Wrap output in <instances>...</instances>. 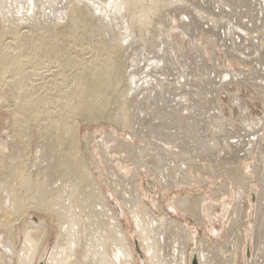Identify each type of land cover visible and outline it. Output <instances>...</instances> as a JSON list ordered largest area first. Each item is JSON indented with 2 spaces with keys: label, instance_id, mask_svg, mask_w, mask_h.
<instances>
[{
  "label": "rangeland",
  "instance_id": "obj_1",
  "mask_svg": "<svg viewBox=\"0 0 264 264\" xmlns=\"http://www.w3.org/2000/svg\"><path fill=\"white\" fill-rule=\"evenodd\" d=\"M3 1L0 0V3H1L0 4V12H2V14L0 13V16L2 17V15H3V17H2L3 19L0 17V55H1L0 56V143H1L0 145H2L4 147H1L0 146V159H1V156L3 158V159L0 160V171H1L0 172V178H2L0 181L5 183V182H7V181L10 180L9 178H11L12 183H11V181H10V183L12 184V186L14 185V187L16 188L17 185H15L16 182H14V180L16 179L17 174H19V173H17V172H19L17 170L20 168V170L21 169L23 170L22 171L23 174H25L26 176L28 175L27 177L24 175L25 178H26L27 187L26 188L23 187L24 189H23V194H22V189L18 185L17 187H19V188H16L15 189L17 196L20 195L19 197H21V195H22L24 197H28L29 196V193H32L33 194L34 191L38 188V186L35 185L36 182H39V180H41L43 178H45V179L47 178L48 179L46 181L47 183H44V187H43L46 190H48L47 192H50V191L53 192L54 191V187H55L56 190H58L57 189V185L59 184L58 185V188H59V186L61 188H59L58 191H56V190L55 191L56 192H59V191H62L63 190L62 192L66 193V190L69 187L68 186V184L70 183L69 181H70L71 178H74V177H72V175L73 176L75 175V174H72L71 175L69 173L70 171L74 170V168H76L75 167V162L72 161V159L73 160H76L78 158L81 164H82V162L83 163L86 162L84 164V167L85 168L83 167V164L81 165L85 169L84 170L82 168L81 171H79V172H81L80 173L81 176H84V173L86 174V172H88L91 169L90 170V173H93V176L96 177V178H98L99 183L101 185H103V189H104V191H105V193H106L109 201L113 205L114 211L119 216V219H120L122 225L124 226V228L127 230L128 235H129V240L131 241L132 245L135 246V247L133 246V251H134V256L136 258V264H148V262L146 261V258H145L143 249L140 246V241L138 239L137 233L134 230L133 222L131 220V217L129 216L130 214L129 215L126 214V212L124 211V209H123V207H122V205L120 203L119 198L117 197V195H115L113 193V190H111L112 189V187H111L112 186L111 185L112 179L111 178H113L114 179L113 181H115V180H117L116 179V176L118 177V175H119V178L120 179L118 178V180H121L122 182L127 181V183H128L129 178L126 179V177H130V179H131L132 173L134 171V173L135 174L137 173V174L135 175L133 173V176L134 177L132 176V181L130 180L132 183L130 182V185L133 188V190L135 188L136 189L135 191H137V193L140 194L141 200L148 206L147 208L150 209L149 210L150 211V214L153 215V216L155 214V216H156V214L159 213L158 208H157V204H160L161 207H162V210L164 212L166 211L167 215H170L173 218L179 220V223L181 224V228L186 229V231H187V229L189 230V238H188L187 243H186L187 259H188V252L190 250H192V251H194V253L196 255L198 264H200L199 259H198V255L196 254V252L198 251L197 248L199 247L198 240L201 241V238H202V242L204 241L203 243L205 245L204 247L207 248L209 244L211 245V247H210V245L208 247V249H209L208 250V254H209L208 257L211 256L209 259L212 260L213 262L216 259L215 262H214L215 264L217 262L219 264H222L221 261H224L223 259L226 258V256H228V254L232 250L231 249L232 247H233V249L235 247V249L233 251H234V254H235V261H236L237 264H253L254 260L252 259L253 258L252 255H254V252H255L254 251L255 247H253V246H255V238L258 237V239H259L262 236V235L261 236H257V234L254 231H255V213H256V206H257V202L256 201H257V195H258L257 193L260 190V184L258 183L259 182L258 176L260 175L259 178L262 177L261 174L264 171V166H262L263 165V161H264V147H262V145L264 146V142L263 141H260L261 140L260 139L259 140L260 141V144H259L260 146L258 145L259 141H257V143L255 144V146H254L255 148L253 149V151H254V154H253L254 159H253V158H250V157H252L250 154L249 155L248 154L245 155L246 152L244 153L243 152L244 150L242 148L236 147V146H238L239 143H236V144H235V142L231 143V140H232V137L233 138L236 137V134L237 133H238V135L240 134V135H244L245 136V134H243V133H247V132L250 133L251 131L253 132V130L255 131V129H258L256 131H259V132H261L262 130H264L263 129L264 128V125H263L264 124L263 123L264 121H261V120H264V116H263L264 115V88H263L264 87V80H261L260 79V78H264V67H263L264 65L262 63H260L259 61H256V60L254 61V60H251V59L247 58V60H250V62L249 61L246 62L245 61L246 58H243V60L241 59L242 57L240 58V54H243V55L244 54L251 55L252 52L254 51L255 47H259V43L261 41L260 38L264 37L263 35L261 36V34H263V33H262V29L260 28L262 26L264 27V23H263V21H261L262 15L261 14H258L257 15V19H256L257 20L256 21L257 27L256 26H252V25L251 26L253 28H251V26L249 27V28H251L250 34L254 33L255 28L257 29V33H256L257 36L255 35V39L253 38L254 36L251 37V38L254 39V41L251 38H249V40H248V38H245V36L247 37V35H244L241 32L239 34L242 37H238V38L236 37L237 39H235V41H233L234 42V44H233L234 48L233 49H238L239 48L238 50H235V51H239V52L236 53L235 51H233V54L234 55L232 54V51L230 49L231 48V45H232L230 43V41H231L230 38H229V41H228V38H226L225 36H223V35L222 36H218L217 31L211 30V28L208 25V23L206 24V22H204L203 19L196 20V18L193 15L191 16V14H189V13L187 14L188 17H187L186 14H185L186 16L184 15V17L187 18L186 19V18L182 17L183 16L182 13L177 12L178 13L177 14L175 10H172V8L170 10H172L173 12L171 11L170 14L169 13L167 14L166 13L167 11L166 12L164 11L165 13H163V14L166 17L163 14H160V16L158 14V15H156V16L153 17L154 20L152 19L150 21V24H149L150 26L149 27H146L145 30L142 31L143 34L141 36L145 35V36L142 37V41L140 40L141 42L140 41H137V43L136 42H133V44H131L133 46V48H131L132 46L130 44H128V45H130L128 47L127 43L125 42L126 43L125 45H127L125 47L129 50L128 51L125 48H121L122 50H120L116 46V43L117 42H114V44L112 42V44H113L112 46L113 47L112 46H108L107 43L103 44L107 39H110L111 37H115L122 30H117V28H115V31H111L112 33L114 32L113 34L111 32L109 33V30H111L110 27L107 26L108 29L105 27L108 24H106V25L104 24V26H102V23L103 22L106 23V21L101 22L102 21L101 18H97V17H94V16H90L91 15V14H89L90 12H88V11H87L88 13L86 12V9L87 8L84 9L85 6L81 9V13H83V14L80 13V17H78V19H80L79 21H76L75 20L77 18V16L74 17V15H73V17H74L73 19H72V16L68 17L69 19L71 18V20L68 21V18L65 17V16H62V15H61V17H63V18H60L59 17L60 18V20H59V18L57 17V15L58 16H60V15H59V12L55 9L56 6L55 7L53 6L54 9H52V8L48 7L46 5V3L40 4L42 6L44 5L43 7H44L45 10H43L42 9V6L39 5L41 8L39 6H37V8L35 9V10H37L38 13L37 12L34 13L32 11L34 14H31L30 13V15H26V17H25L24 11H26V10L24 9V7H23V9H21L22 7L20 8L19 5H18L17 6L18 9H17L14 6V1L13 2H11V0H3ZM39 1L43 2L42 0H39ZM64 1L66 2L67 0H64ZM160 1L162 2L164 0H160ZM165 1H167V0H165ZM189 1L192 2V3H194V4H197L195 2V0H189ZM208 1H207L208 3H204V5L207 4L206 6H208L210 9H213V10L215 9L216 12L217 11L219 12V10H220V11H224L225 13L229 14V12L231 11L230 9L228 11L227 10L228 7L225 6V5H224L225 7L222 8V6H223L222 3L219 6L218 5H215L217 3L216 2L217 0H215V4H213L214 3V0H208ZM256 1L257 0H253L254 3H256ZM65 2L64 3H60V4L62 6H64V7L66 5V7H65L66 10H67V6L68 5L70 6L71 4H73L70 7L68 6L69 8H71L72 6H75V5L76 6L78 5L80 7V5H81L80 2H78L80 4H77V1H74V0H70L69 2H66V4H65ZM10 3H13V5L10 4ZM9 4H10L11 7H15V9H12L9 6ZM2 5H3V7H1ZM6 5H7V7H6ZM59 5H57V6H59ZM211 5L214 6V7H212ZM217 6L219 8H217ZM4 7H6L7 11H6V9ZM38 7H39L40 10L38 9ZM46 7H48L47 8V11H46ZM75 8H78V7H75ZM224 8H225V10H223ZM16 9L17 10H21L20 13H19V11H15ZM57 9H60V8H57ZM1 10H3V11L5 10V11L3 12ZM11 10L15 11L16 13L13 12V11L11 12ZM41 10H42V12H41ZM68 10H67V12H68ZM234 11H235V8H234ZM22 12L24 14H23V16H20V15H22ZM28 12H30V11H28ZM39 12H40V14H39ZM50 12H52L53 15H55V16H53L52 13H50ZM56 12L58 13L57 15L55 14ZM85 12H86V14H85ZM10 13H12V14H10ZM13 13L18 14L17 17L15 15V18H14L13 17L14 16ZM4 14H5V16H4ZM27 14H29V13H27ZM50 14L53 17V19L50 16ZM179 14H181L180 17L177 16ZM235 14H237V13H235ZM40 15H42V16L44 15L43 17L41 16L42 19L40 18ZM167 15L169 17H167ZM31 16H34L33 18L36 17L35 18L36 20L32 18V20L30 21ZM161 16L165 20L163 22V24L160 22L161 19H158L159 17L161 18ZM6 17H9V19L8 18L6 19ZM10 17L12 19L14 18L13 20L11 19L13 22L10 20ZM24 17H25V19H24ZM47 17L48 18H51V19H48ZM91 17H92V21L90 20ZM181 17H182L183 20H181ZM192 17H193L194 20H192ZM16 18H17V20H16ZM163 18H162V20H163ZM244 19H245V22H246L247 17H244L243 20ZM84 20H85V22H84ZM88 20H90L92 23H90V21H88ZM99 20H101L100 21L101 24L99 22L97 23V21H99ZM243 20L241 21V23L244 22ZM166 21H167V23H166ZM188 21L189 22H192V23H190L191 24L190 27L189 26H186V25H188ZM86 22H88V23H86ZM193 22H194V25H193ZM258 22H259V24H258ZM16 23H18V24H16ZM181 23L184 24V25L181 26ZM199 23H200V25L203 24L202 25L203 27L205 25L206 26L203 28V27L199 26ZM110 24L111 23H109V25ZM151 24H152V26H151ZM248 24H252V23H248ZM92 25H94V26H92ZM247 25H246V27H247ZM193 26L194 27L196 26L197 28H199V31H200V28H201V31L200 32L197 31V34H195L196 33L195 32L196 30L194 31ZM207 26H208V28H207ZM94 27H96V28H94ZM99 27H100V29H99ZM186 27H187V29H188V27L190 29L193 28V32L190 29L187 30ZM12 28H13V30H12ZM88 28H90V30ZM111 28H112V26H111ZM150 28H151V30H150ZM155 28L158 29V30H156ZM184 28H185V30H184ZM205 28H207V30ZM56 29H57V32H56ZM101 29H102V31H101ZM106 29L108 30V32H107ZM147 29H149V30H147ZM209 30H211V31L209 32ZM99 31H100V33H99ZM204 31H206V32H204ZM246 31L249 32V30H246ZM255 32H256V30H255ZM115 33H118V34H115ZM209 33L210 34L213 33V36H211ZM258 33H260V34H258ZM114 34H115V36H114ZM147 34H148V37H147ZM205 34H207V36L210 35V38L207 37V36H205ZM252 35H254V34H252ZM153 36H156V38L153 37ZM204 36L207 39L209 38L210 40L211 39L212 40L211 41L209 39L207 40L206 38H204ZM222 37H224V38H222ZM243 38H244L245 41L243 40ZM256 38H257V40H256ZM96 40L98 41V43H97ZM147 40H148V42H147ZM150 40H151V42H150ZM225 40H227L228 42H226ZM110 41H111V39H110ZM247 41H249V42H247ZM10 42H11V44H10ZM250 42H252L253 44L252 43L250 44ZM263 42H264V40H263ZM143 43H145V45H143ZM243 43L245 45H243ZM229 44H230V46H229ZM98 45H99V47H98ZM134 45H136L137 47L134 46ZM168 46L170 48H168ZM242 46H244V47L241 48ZM246 47L248 49L245 50L244 48H246ZM116 48L119 49L120 51L119 50H116ZM137 48H139V49H137ZM124 49L128 52V54H127V52L124 51ZM164 49H165V53H162L164 51ZM215 49H216V51H215ZM247 50H248V53H247ZM121 51H122V53H121ZM168 51L170 53H167ZM99 52H101V53H99ZM118 52L120 53V57H119ZM154 52H155V54H154ZM123 53H125V54H123ZM150 53L152 55H149ZM235 53H236V55H235ZM122 54L125 55V56H123ZM157 54H159V55H157ZM173 54H175V55H173ZM101 55L102 56L104 55V57H102ZM155 55H157V56H155ZM149 56L150 57L152 56L151 58H154V56L155 57H158V58H161V57L163 58L164 57V59H166V57L167 58L170 57V59L172 58L173 62H175L176 67L177 68L179 67V70H178L179 72H177L176 69H175V71L173 69V70L170 71L172 73L169 74V70H170L169 67L166 68L167 70L164 69L163 71H161V72H165L166 73V74L163 73L164 76L161 74V72H158L159 70L153 71L152 73L154 75L158 72L156 76L158 77V75L159 76L161 75L160 78L162 79L161 82H160L161 88H160V85L157 84L155 86V89L153 90V93L149 97V99H151V100L153 99L152 101L154 102V104L149 99H148L149 101L147 103H146V101H144V99L141 100L142 93L135 92L134 96L131 93H129L130 95H132L130 98H128V99H131V101L130 100L129 101L126 100L124 102V104H123L122 110H117L119 112L121 111V116H122V113L126 114L128 117L131 115V117H133V121L136 122V123L133 124V126L135 128H139V125H140V128L139 129H141L142 131L141 130L140 131L138 130V132L136 131L137 132V134H136L135 132H133L132 130H130L128 127H121L118 124V122L117 123H114L115 121H117V120H114V118L116 117V119H118L117 113H119L115 109H118L116 107L119 106V103L118 102L120 101V98L122 99L121 95L119 94L120 91H123V90L125 91V88L127 89V86H128L127 83L129 82L127 79L130 76V73H128V72L130 71L131 74H132L133 71L134 72H136V70L138 71L139 68L141 67V65H144V63L146 62L147 57L149 58ZM143 57H146V58H143ZM2 58H3V60H2ZM144 59H145V61H143ZM178 60H179L180 63L178 62ZM139 61L142 62L143 64L141 63V65H140V62ZM5 62H6V64H5ZM104 62H106V63H104ZM115 62H117V63H115ZM234 62H236V63L234 64ZM255 62H257V63H255ZM116 64H117V66H116ZM183 64H184V66H183ZM191 64L193 65V67H192ZM134 65H135V67H134ZM137 65H138L139 68L136 67ZM202 65H204L206 68L204 66H203L204 69L201 68ZM241 65H242L243 69H242ZM131 67H133L135 70H133V68H131ZM182 68H184V70H181ZM109 69L110 70H113V69L116 70V72L118 74H115V76L119 75V77H115V79L114 78L112 79V81L114 83L117 82L118 79H119V83L120 84H119V87L118 88H116L115 86H113L114 83L112 81H111L112 83L111 82H107V80H109L108 79L109 78L108 77L109 76V72H108ZM246 69H248L247 72L249 70L250 71L247 73L245 71ZM228 70H229V72H232L234 74L233 75L234 76V81H233V79H231L227 83H224L225 85H222V87L221 86H219V88L215 87L216 86V81H214V80H218L216 78L221 74L220 71H222V73L223 72L225 73ZM243 70L245 71V73H244ZM188 71H190V72H188ZM192 71H195V74ZM173 72H174V74H173ZM186 72H188V75L190 76L189 80H186V78L188 79V77H189V76H186L187 75ZM234 72H236V73H234ZM217 73H218V76H217ZM138 74H140V72ZM172 74H173V76L175 78L172 76ZM142 75H144V73L141 72V75L140 76L142 77ZM99 76H101L100 79H102L103 76H104V84H101L99 82ZM241 76H242V79H241ZM177 77H179L180 80ZM235 77H236V79H235ZM245 77H247L248 79L245 78ZM176 78L178 80H176ZM244 78L247 79V80H245ZM116 79H117V81H116ZM190 79H191V81H190ZM201 79H203L205 81H203ZM206 79H207V81H206ZM239 79H241V80H239ZM200 80H201L202 83H200ZM126 81H128V82L126 83ZM192 81H194L195 83H193ZM189 82H192L194 87L191 86L192 83L190 84ZM234 82H236V83L234 84ZM161 83H163V84H161ZM90 85L93 86V87L96 86L97 89H99V91H102L104 93L102 95H99V96L95 97V99H94L95 105L97 104L98 101H100L102 99H104V104L108 101V105H106V104L104 105V104H99L98 103V105H96V107H94L95 109H97V110H94L96 112L93 111L94 113L92 112L91 115L89 114L90 113L89 112V107L90 106H95V105H94V103H91V99L92 98H90L88 96V94H91V92L95 93V91L90 87ZM110 85L112 86V88H111ZM124 85H126V86H124ZM185 85H189V87L188 86L186 87ZM202 85L206 89L205 88H202ZM121 86L124 89H122ZM195 86H197V87H195ZM254 86H255V88H254ZM174 87L177 88V89H173ZM192 87H193V89H192ZM113 88H114L115 91L113 90ZM159 88H160V90H159ZM183 88H185V89H183ZM190 88H191V90H190ZM171 89H172L173 92L170 91ZM194 89H195V91H197V94L198 95L195 94L196 93L195 91L193 92ZM86 90H88L89 92H87ZM158 90H159V92H158ZM117 91L119 93H117ZM169 92L170 93L172 92L171 93L172 95ZM186 92H188L189 94L186 93ZM190 92H192V93H190ZM260 92H263L262 93L263 96H260ZM177 93H179L178 94L179 96H180L181 93H183L181 95H184L186 93L187 96L188 95L191 96V99H193V100H191V102L189 100V102H190L188 104L189 106H185L184 105L183 107H181L178 104L180 106V108H179L178 105H174V102H171V100H173L176 97ZM208 93L210 94V96H209ZM232 93H234V94H232ZM214 94H216V95H214ZM116 95L119 98L116 97L117 99H116V102H115L114 96H116ZM140 95H141V97H140ZM167 96H169V97H167ZM179 96H177V97H179ZM193 96H195V98ZM224 97L227 100H225ZM238 97L240 99H237ZM112 98H114V99H112ZM134 99H135V101H134ZM166 99H169V100L167 101ZM138 100H139V103L140 102L142 103V101H143V104H141V105L144 106L143 109H141L142 112L143 113L145 112V114L147 113L146 115L148 117H151V115H152L151 120L152 119L153 120L151 122V125H149V127H146V125H145L147 122H143L145 120V117H147V116H145V114L141 113L140 108L138 109V106H141L138 103ZM112 101H113V103H112ZM207 101L208 102L209 101H212V102H210L211 106H210V104H208ZM167 102H170L171 104L170 103H167ZM177 102H178V99H177ZM144 103H146V105H144ZM162 103L165 104L164 106H166L164 108V112L162 111V108L164 107L162 105ZM191 103H192V106L194 105L193 107L191 106ZM196 103L198 105H196ZM117 104H118V106H117ZM205 104H206V106H205ZM217 104H219V105H217ZM157 105H158L159 108L155 107ZM160 105L162 106V108H161ZM207 105H209V106H207ZM215 105H217V106H215ZM133 106H134V108H133ZM172 106H173V109L171 110ZM174 106L177 108V110L179 109V111H176V110L174 111V109H176V108H174ZM198 106H200V107L202 106V107L200 108ZM204 106H205V108H204ZM146 107H148V108H146ZM154 107H155V109H153ZM184 107H186V108H184ZM197 107H198V109L200 108V110H197ZM209 107H210V110H212L211 112L209 110ZM166 108L168 110H165ZM202 108H204V109H202ZM217 109H219V110H217ZM148 110L149 111L153 110L152 112L154 114L152 112H151L152 114L150 112H147ZM132 111H135V112L138 111V112H136V113L134 112L132 114L131 113ZM161 111L165 115H167V116H165V115L162 116L163 113ZM204 111H206V112H204ZM103 112H104L105 115L103 114ZM139 112H140V114H139ZM159 112L161 114H159ZM174 112H177L176 113L177 114L176 115L177 118L175 117ZM168 113L169 114L171 113V114L169 115ZM178 113H180V114H178ZM192 113H195V114L192 115ZM99 114L100 115L102 114V116H100ZM114 114H116V115L113 118V115ZM197 114H198V116H197ZM103 115H104L105 118L103 117ZM134 115H136V116L134 117ZM157 115L160 116V120H159V117ZM179 115H181L182 117H180ZM222 115H224V116H222ZM121 116L119 118H121ZM202 116H205L206 119H207V121L204 119L205 117H202ZM208 116H211V118L210 117L208 118ZM257 116H259V117H257ZM106 117H108V118H106ZM157 117H158V119H157ZM171 117H175V119L173 118V120H172ZM189 117H191V118H189ZM194 118H195V120H194ZM219 118H221V120ZM168 119L169 120H172V121H169ZM180 119H181V121L179 122ZM185 119H188L189 120L188 122H191V124L193 123L192 124L193 126L190 125V123L188 124L187 122H185L184 121ZM198 119H200V120L197 122ZM166 120L168 121L167 123L171 122V123H169V124H171V127L168 126L169 127V128L167 127L168 129L165 128V126H167V123H165ZM224 120H226V122ZM160 121H163V124ZM176 121H178V122H176ZM140 122H141V124L143 123V126L145 125L144 126L145 128L143 126H141ZM153 122H155V123H153ZM157 122H158V124H157ZM252 122H253V125H252ZM261 122L263 124H261ZM152 123H153V126H152ZM181 123H182V125H185V123L187 125H185V127H184V126L181 125ZM194 123H197V124H194ZM230 123H232L233 125H231ZM136 124H137L138 127L135 126ZM199 124L200 125H203V126H200ZM249 124L251 125V128L252 129L250 128V125ZM257 125H258V128H256ZM172 126H173V128L176 127L175 128L176 129V132H175V129L172 128ZM187 126H189V128H187ZM199 126H200L201 129L199 128ZM259 126L260 127L261 126L263 127V128L261 127L262 130H259V128H260ZM152 127H154V128H152ZM143 128L145 129V132L147 131L149 134H147V132L146 133L143 132L144 131ZM160 128L161 129L164 128L166 130H164V129L160 130ZM184 128H187V129H184ZM197 128H199L200 130L197 129ZM148 129H151L152 134L158 132L157 134H159L158 135L159 138H158L157 135H155V136H154V134L152 135L150 133L151 131L148 130ZM172 129H173V131L170 133V130H172ZM178 129L179 130L182 129V130H180L181 132L183 130H185V131L187 130L186 133L187 132L188 133L186 134L185 131H183L184 133L181 134V132L179 133ZM105 130H108L111 133H108V131H105ZM196 131L198 133L200 132L199 135L201 134L202 136H199L198 137V133ZM229 131H231V132H229ZM139 132H140V134H139ZM201 132L204 133V134H202ZM225 132L226 133L228 132V133L225 134ZM107 133L108 134H112L113 136H110L109 138L105 139L106 138L105 136H107L105 134H107ZM168 133H169V137L171 139L167 136ZM176 133L177 134H181L182 140L185 138L183 140L184 142L182 140H180L181 139L180 135H179V137H176L175 136V135H177ZM194 133H196L197 136ZM218 133H220V136H219ZM229 133H230V135H229ZM232 133H234V134L236 133V134L234 135ZM144 134H146V135L144 136ZM173 134H175V135L172 136ZM183 134L185 136L187 135L188 138H187V136L185 137ZM63 135H64V139L63 138L62 139L65 141V143L62 144V142H61L62 139L59 138L60 140H58L57 138L60 137V136H63ZM69 135H72L73 136V139L71 141H69L70 140ZM133 135H135V136L133 137ZM190 135H192L193 137L190 136ZM228 135L231 136V137H228ZM49 136H51L53 138H56V139L53 140L54 141L53 142V147H52L53 148V151H54L53 153H56L55 151H57L56 149H58V147H59V149L62 147V148H64V151L62 150L63 151L62 154L59 153V152H57L56 155H54V154L47 155V153H44L43 152L44 154L42 153V155H41L39 153L40 152V149H42V151H44L43 150V144H44V142L46 144V141L48 140V137ZM140 136H141V138H140ZM218 136H219V138H218ZM221 136L223 138L224 137L225 138L228 137L227 138V141H226L225 138H224V140H222L223 138H221ZM174 137H175V139H173ZM196 137H197V139H196ZM86 138H89V139L86 140ZM177 138H179V139H177ZM122 139H123L124 142L121 141ZM146 139H152V140H146ZM195 139L198 140V141H196ZM158 140L160 142H162V143H160ZM167 140H170V143H172V142L174 143L175 142L174 144H176V145L170 144L169 141L167 142ZM200 140H201V142H199ZM206 140L208 141V143H207ZM5 141H6V143H3ZM58 141L60 142V144H59ZM86 141H88V142H86ZM110 141H113L112 142V145H109L110 144ZM125 141L130 142V143H127ZM153 141H155V142H153ZM164 141H166V142L163 143ZM181 141L183 143H185V144H183V143L181 144ZM194 141H196V142H194ZM216 141L219 142L218 145H217V142ZM223 141H225V142H223ZM114 142H116V143L117 142H120V143H117L116 144ZM139 142L141 144L142 143L143 144L141 145V144H139ZM187 142H189V143L191 142V144H189V143L187 144ZM202 142H204V143H202ZM212 142H213V145H212ZM13 143H14V145H12ZM57 143L59 144L58 146H57ZM150 143H154V144H156V143L158 144L159 143L158 145H160V146H158L157 144L156 145L158 146V148L159 147L160 148L159 149L158 148H155L156 146H154V144L151 145ZM192 143H194V145L196 144V146H194ZM226 143L227 144L229 143V145H231V147H228L229 145L226 146L227 145ZM85 144H86L87 149H89V151L86 149ZM115 144L117 146H115ZM118 144L121 145V146H119ZM128 144H130V147H128ZM137 144L139 146H137ZM166 144H168V145L166 146ZM186 144L188 145V147H187ZM36 145H38V146L36 147ZM55 145H56V148L54 147ZM132 145H135V146H132ZM181 145H182V147L183 146L184 147L186 146L185 148L183 147L185 150L182 147H180ZM191 145L194 146V148H196V150H194L193 147H192L193 150L191 148L189 149V146L191 147ZM215 145H216V147L218 146V150L216 149ZM39 146H41L42 148L39 147ZM123 146H125V148H123ZM140 146H142L143 148L146 147L145 150L147 149L146 150L147 152L144 150V153L150 154V152H151L152 154H150V156L149 155L147 156L146 154L143 153L144 154L143 155L141 152L138 151V150H140V151L143 150V148L140 147ZM176 146H178V147H176ZM224 146H226V147H224ZM239 146L242 147V143ZM18 147L20 148V150H19ZM102 147L104 148V150H103ZM118 147L121 148V149L118 150L119 149ZM132 147H134L135 149L132 148ZM136 147H137V149H136ZM171 147H172L173 150L171 149ZM179 147L182 148V151L179 149ZM219 147H222L223 149L222 148L220 149ZM65 148L68 150L67 151L68 154L66 156H68L69 158L68 157H64V155H65L64 152H66V149ZM138 148H140V149H138ZM162 148L166 152L163 151V150H161ZM203 148H205L206 151ZM228 148H229V150H228ZM230 148L231 149L233 148L234 151H232L233 149L230 150ZM258 148H259L258 152L261 155L257 152V149ZM188 149H189V152H188ZM215 149H216V152L214 151ZM236 149H238V150H236ZM1 150H2V153H1ZM5 150H6V152H5ZM101 150L103 151V153L101 152ZM117 150L119 152L120 151H123V154L121 153L120 157H119V152H117ZM124 150H125V152L128 151V153L127 152L124 153ZM36 151H37V153H36ZM132 151L135 152V153L133 154ZM156 151H157V153H156ZM168 151L173 154V155H171V158H170V155H167L166 156V154H165V153L171 154ZM193 151H196V152L198 151V152H197V154H194ZM230 151H232L231 154H230ZM236 151H240L241 154L244 153V156H246L244 158L242 157V160L240 159L239 162H237V163H236V161H237L236 160V157H240V153L238 152L236 154L235 153ZM34 152H35V154H34ZM88 152L90 154L93 153L97 157V160H98V165L97 166L96 165L94 166L92 159H90L91 156H90V154ZM137 152H139V155L141 154L140 155L141 157L137 155L138 154ZM202 152H204V154H202ZM212 152H215V154L212 153ZM18 153H22V155L20 154L21 155L20 156ZM27 153H29V154H27ZM38 153H39V157L38 158H35L34 156H37ZM129 153H130V155H129ZM181 153H183L184 155L181 154ZM206 153H208L209 155L211 153L210 156H212V158L208 154H206ZM216 153H218V155ZM174 154L175 155H178V156H175ZM193 154H194V156H193ZM262 154H263V157H261ZM80 155H81L82 158L77 157V156H80ZM122 155L125 156V157H127V158H124ZM145 155L147 157H145ZM159 155L162 156V157H159ZM163 155H164V157H163ZM180 155H182L183 158L185 157L184 158L185 161L182 160V156H180ZM203 155L204 156L205 155L206 156L208 155L209 158H208V156L207 157L205 156L206 157V159H205ZM60 156L61 157L63 156L62 157L63 158L62 161L60 159ZM105 156H106V158H105ZM155 156H158V157H155ZM165 156L168 157V158H170L171 160H169V159L166 160L165 159L166 158ZM200 156L201 157L203 156V159L204 160H202ZM217 156H219V157H217ZM138 157H140V159ZM150 157H152V158H150ZM180 157H181V159H180ZM187 157H188L191 165H190L188 159H186ZM213 157H214V159H213ZM6 158H7V160L5 161L4 159H6ZM20 158L22 160H20ZM156 158L157 159L158 158L159 159L161 158L160 160L159 159L158 160H159L160 163L161 162L163 163V161H164L163 164H166L165 163L166 161H171V162H167V164L168 165H171V166H174L175 173L178 171L179 167H180V169H179L180 171L184 170L183 172H179L178 171L177 173L179 175L177 173L175 174V176L177 175L178 178L179 177H182V175H183V177L185 176L183 180H185L186 177L188 179L192 177V174H190V170L191 169L189 171L187 169H189V166H193V167H195V170H197L195 174L196 175L199 174V176L201 177V179L202 178L205 179L206 182H205V180H203V183H202V181L200 179V180H198L196 182L194 181L192 183H189V181H185V184H184V181H182L181 183H176L175 185H173L174 187H172L168 192H166L167 194L165 193L164 196H163V194L161 193V191L158 189V188H160L159 187V184L156 185V181L159 182V177L157 179L156 173L154 172L155 171L154 170L155 169V166L150 167V168L148 167L149 170L147 168L145 170V168H144L148 164H149V166H152L154 164V162L156 161ZM175 158H176V160H175ZM52 159H54V160H52ZM135 159L137 160V162H136ZM147 159H149V160L146 161ZM211 159H212V161H211ZM217 159L218 160L219 159H222L223 163L220 160V162L218 164V160ZM228 159H229L230 162H228ZM107 160H108L109 163L107 162ZM124 160L126 161V163H124L125 162ZM158 160L155 162V164L158 162ZM179 160L180 161L182 160V162H178ZM196 160H198L197 161L198 163L196 162ZM199 160L202 161L203 163H201ZM12 161H14V162H12ZM172 161L175 164H173ZM193 161L196 162V163H194ZM256 161L257 162L259 161L260 163L259 162L257 163ZM6 162H8V163H6ZM20 162H21V164L22 163L23 164L21 165ZM159 162L156 165H162V163L160 164ZM186 162H188L189 164L186 163ZM206 162H207L208 165L207 164H205V165H207V166L204 165V163H206ZM210 162H212V163H210ZM15 163L17 164V166L15 165ZM64 163H65V165H64ZM184 163H186L185 164V168L186 169H183L182 168V167H184L183 166ZM199 163H200V165H199ZM3 164L5 166H3ZM19 164H20V166H19ZM73 164H74V166H72ZM109 164H110V166H109ZM255 164H257L256 165L257 166L256 169L258 170V175L253 172V167H254L253 165H255ZM62 165H64L67 170L68 169H70V170L69 171H66V169H65V171L62 170L64 173L61 174L60 172H62V171H61L60 168L62 167ZM92 165H93V167H92ZM107 165H108V167H107ZM175 165L177 167L179 165L180 166L177 168ZM186 165H187V167H186ZM196 165L199 166V167H197ZM201 165H203V166H201ZM219 165H220V167H218ZM221 165H225L226 167L225 166H221ZM233 165H235L238 168H236V167H230L229 168V166H233ZM248 165H249V167H248ZM15 166H16V168L18 167L17 169L15 168V170L17 172L14 171V168H13ZM23 166H24L25 169H23ZM46 166H47V168H46ZM200 166L201 167H205V168L207 167L206 168L207 170L204 168V170H205L206 173L205 172L201 173V171H200L201 169H199V168H201ZM212 166H217L216 167V170L212 171L214 174L211 173V171H210L211 168H209V167H212ZM112 167H115V168H112ZM10 168H12V169H10ZM57 168L60 169V172L58 173L59 175L57 174V172L59 171ZM232 168H233V170H234L235 173H233ZM5 169H7L8 172H7V170L4 171ZM86 169H87V171H86ZM108 169L111 172H109ZM220 169H222V170L225 169L226 175H225L224 171H222ZM83 170H84V172L82 173ZM218 170H219V172H218ZM260 170H261V172H260ZM12 171L14 173L13 174L14 176H12L13 178L10 177V173H9V172H12ZM112 171H115V173L113 174ZM186 171L188 172V174L186 173ZM208 171H210V172H208ZM230 171L233 174H231ZM238 171L239 172H242V174H247L252 179L250 182L248 181L249 183H248V187H247V202L245 204V207H242V210L239 211V212H241L240 213L241 215L239 214V219H242V222L244 223L243 225L242 224L238 225L237 222H234V221H238L236 219L237 218V215H236V212H237V210H236L237 203H236V201H237V195H238L237 194L238 193L237 192L238 187H237V184L233 183V181H232L231 178H232V176L234 178L235 177L237 178L239 176L237 174ZM47 172H48V174H47ZM107 172H109V173H107ZM227 172L229 173L228 176H227ZM7 173H8V175H7ZM15 173H16V175H15ZM60 174H61V177H60ZM64 174H65V176H64ZM109 174H110V176H109ZM230 174H231V176H230ZM235 174H237V175H235ZM54 175L56 177H54ZM57 175H58V179H57ZM66 175H67V179H66ZM103 175H105L106 177L105 176L103 177ZM111 175H112V177H111ZM212 175L213 176L215 175V176L213 177ZM120 176H122V177H120ZM225 176H227V177H225ZM53 177H54V180L52 179ZM79 177H80V175H79ZM59 178H61V179L62 178L63 179L65 178L64 179L65 181H62ZM76 178H78V177L76 176ZM106 178H108V179L110 178V180H109L110 182ZM51 179H52V181H51ZM3 180H5V181H3ZM33 180H34V182L35 181L36 182L34 183ZM55 180H58L59 182L58 181H55ZM228 180H229V182H228ZM48 181H50V182H48ZM54 181L56 182V184H54L55 183ZM113 181H112V183H113ZM154 181H155V183H154ZM208 181L211 182V183H209ZM61 182H63V186H62V183ZM136 182H137V184H136ZM223 182L226 183L227 190H230V191L226 192L225 195H223L224 197L222 199L219 198L217 202H215V201H213L211 199L210 200L207 199L208 201H212L211 203H213L212 204L213 207L209 206L210 209L208 208V211L210 213V219L207 222H205L207 224V226L204 225V227H202L199 224V220H197L196 215H195V213L193 211L192 212L194 213V215H192L193 213L191 211L189 212V210H186V211L180 210V208L174 206L173 203H172L173 198L174 197L176 198V196H179V195L188 196V197L189 196L193 197V194H196L195 196H199V195H202V194L207 195V194L211 193V191H213L214 188H216L218 185H220ZM32 183H34L35 186ZM49 183L54 184L55 186L54 185L51 186V184H49ZM65 183L67 185H64ZM109 183H110V185H109ZM30 184H31L32 188H31ZM39 184H42V183H39ZM46 184H49L48 187L50 188V190H49V188H47V185ZM132 184L134 186H132ZM128 185H129V183H128ZM258 185H259V187H258ZM42 186H43V184H42ZM156 186H157V188H156ZM34 187H36V188L33 189ZM40 187L41 186H39V188ZM51 187H53V188H51ZM228 187H229V189H228ZM62 188H64V189H62ZM31 189H33V192H32ZM52 189H53V191H52ZM19 190H21V191H19ZM18 191L21 194L17 193ZM235 192H237V193H235ZM248 194H249V196H248ZM54 197H56V196L54 195ZM45 198H48L49 199L50 197L48 195V197H45ZM233 198H234V201H233ZM30 199H27V201L25 202V203H28L29 202L28 204L22 203L21 207H18V210L19 211L18 210H13V214L14 213L15 214L19 213L20 214V215L19 214L13 215V217H16V219L14 220V218H13L12 221H11V223L14 221L12 223L13 224L12 227H13V230H14L13 236L11 235V237H10V235L7 232V228H8V225L7 224H10V223H8V221H6V219L3 216H0V222H1L0 223V236L2 234V236H1L0 239L3 240V241H0L1 242L0 243V248H1L0 251L2 252V250H3L2 254L4 253V255H2V256H4L3 257L4 258V261H5L4 264L5 263L6 264H10L11 261H12L11 264H17L18 263L17 261L19 260V258L17 257V254L20 253L19 252L20 251V247H22V245H23L22 244V242H23V240H22L23 235L22 234H23V231L24 230L21 231V229L23 228L21 225H22V223H23V226L24 225H27V224L29 225V223H28L29 220L32 221L31 222L32 225L35 224L32 227V230H33L32 232H37L38 227L40 226V228H41L43 226L42 224H45L44 225L45 226L44 231L48 233L44 238H42V241L45 242V243L43 244V247H42L43 252L41 250V252L43 254L42 253L40 254L42 256H40V258H39V261H38L39 264H42L43 260L47 256V253H48L49 249L52 246L53 239H54V235H55V229L58 226V224L55 223V222H58V220L55 219V217L57 218V216H55L56 214H54L56 211H54V213H52V212L46 211V210L43 211V208H40V210H39L36 207V202L37 201H35L34 199L30 201ZM53 200H55V199H53ZM62 200L63 199H61L60 201H62ZM60 201H59V204H56L55 205V207L57 206L58 207L57 208L58 210H60V209L63 210L64 207L63 208L61 207V206H63L62 205V202L64 204V203H67V201H62L61 202V205H60ZM220 201L221 202L222 201H225L227 203L226 204V210L224 211L225 213L223 214V217L220 216L221 213H222V212H220V206H219L220 203H221ZM31 202H32V204H31ZM153 202L155 204L157 203L155 205L156 207L154 206V203ZM29 204L31 206H35L34 209L33 208L30 209V205ZM23 205H24V208H23ZM25 205H27L28 207L25 206ZM26 207L28 209H26ZM152 208L154 210H152ZM35 209H36V211H35ZM58 210H57V212H58ZM233 210H234V212H233ZM24 212H26V214H24ZM232 213H234V215ZM240 216H241V218H240ZM23 217H24V219H23ZM232 217H234V218H232ZM40 218H42V219H40ZM193 218H195L196 221ZM25 219L28 221V222L27 221H24L27 224H25L24 222H22ZM234 219H236V220H234ZM5 222H6V224H5ZM231 222L232 223L234 222L236 224H232ZM2 223H4L5 226L2 225ZM39 223H41V224L39 225ZM241 225H242V227H241L242 228V236H241L240 247H239V246H237L238 245L237 244L238 242H237V240L235 241L236 238L234 237V235H235V231L237 232V226H241ZM232 226H233V229H232ZM4 228H6V230ZM222 228H223V230H222ZM30 230H31V227H30ZM3 231L4 232L6 231L5 233L8 234V235L6 236L5 233H3ZM229 232L232 233V237H231V235H230ZM14 233L17 234V235L14 236L15 235ZM224 233H226L227 236ZM228 235L230 237L229 239H228ZM4 236L5 237H8L9 236L11 238V240L9 239V237L6 238V239H8V241L10 240L9 241V246L12 247V248H10L9 246L6 249L3 248V247H1V246L4 245L3 244L4 243V240H5L4 239L5 238ZM199 237H200V239H199ZM204 237H206V242L204 240L205 239ZM12 239H13V241H12ZM207 240H210V243ZM216 240H217V242H216ZM11 241L13 243H15V244H13ZM220 243H221V248H223V249L220 248ZM226 243H228V248H226V246H225V245H227ZM216 244H218V245H216ZM44 245H45V247H44ZM223 245H224L225 249H224ZM230 245H231V247H229ZM237 247H239V248H237ZM210 248H213V250L210 249ZM220 249H221V251H220ZM226 249H227V252H228L227 254H225L226 252H224V251H226ZM5 250H7L6 251L7 253H5ZM8 250H9L10 253L8 252ZM214 250H216L215 251V254H213L214 253ZM235 250H237V251H235ZM220 252H222V253L220 254ZM263 252H264V248H263ZM8 253L11 254V256H9ZM45 253H46V255H45ZM216 253H217V255H216ZM218 254H219L220 257L218 256ZM224 255H225V257H223ZM216 256L219 257L218 258L219 261L217 260V257ZM3 258H1L2 261H3ZM213 258H215V259H213ZM251 260H253V262ZM255 264H264V262H261V260H259V261L255 262Z\"/></svg>",
  "mask_w": 264,
  "mask_h": 264
},
{
  "label": "bare ground",
  "instance_id": "obj_2",
  "mask_svg": "<svg viewBox=\"0 0 264 264\" xmlns=\"http://www.w3.org/2000/svg\"><path fill=\"white\" fill-rule=\"evenodd\" d=\"M1 1H3V0H1ZM14 1V6L17 8V6L19 5V7L21 8V9H23V7H24V9L26 10V11H24V13L22 12V15H20V16H23V14L25 15V17H26V15H30V13L31 14H34V13H36L37 12V10H35L36 8H37V6H39L40 4H43V3H46V5L48 6V7H50V8H52V9H54V7L56 6V10L59 12V15L60 16H58L57 14V12L55 13L56 15H57V17L59 18H63V17H61V15L62 16H65V17H70V16H72V19L74 18V17H76L77 16V18L75 19L76 21H79L80 19H78V17H80V13H81V9L85 6V8L84 9H86V12L88 11V12H90L89 14H91L90 16H94V17H97V18H101L102 19V21L101 20H99V21H97V23L99 22L100 24H101V22H103V21H106V23L105 22H103L102 23V26H104V24L106 25V24H108V25H106L105 27L107 28V26H109L110 27V29L111 30H109V33L111 32V31H115V28H117V30H122L119 34L118 33H115V34H118V35H116L115 36V34H114V36L115 37H111L110 39H111V41H110V39H105L104 41V43L103 44H105V43H107V45L108 46H112L113 44H114V42H117L116 43V46L120 49V50H122L121 48H125L126 50H128L125 46H127L128 44H133V42H136L137 43V41H142V37L143 36H145V35H143V36H141L143 33H142V31L143 30H145V28L146 27H149L150 25V21L153 19V17L154 16H156V15H158L159 14V16H160V14H163V13H165L166 11V13L168 14H170L171 13V11L172 10H175L176 11V13L177 12H180V13H182L183 14V16L182 17H184V15L186 14H191V16L193 15L195 18H196V20H201V19H203L204 20V22H206V24L208 23V25L210 26V28H211V30H215V31H217V34H218V36H225L226 38H228V41H229V38H230V40L233 42V41H235V39H237L238 37H242L239 33L241 32V33H243L244 35H247V37L245 36V38H248V40H249V38H251V37H253L254 39H255V35L257 36V29L255 28V30H256V32H255V30H254V33H252V34H254V35H252V34H250V30H251V28H253L252 26H256L257 27V23H256V19H257V15L258 14H261L262 15V17H261V21H263V23H264V0H257L256 1V3H254L253 2V0H217L216 2V4H215V0H214V3L213 4H215V5H221V3L223 4V6H222V8L223 7H225V6H227L228 8H227V10L229 11V9L231 10L230 12H229V14H227V13H225L224 11H220L219 10V12L217 11H215V9L213 10V9H210L208 6H206V5H204V3H208L209 1L208 0H195V2L197 3V4H194V3H192V2H190L189 0H167V1H160V0H74V1H77V4H80L81 3V5H80V7L77 5H75V6H72L71 8H69L71 5H73V4H71L69 7L67 6V10H68V12H67V10L65 9V7H66V5H65V7L64 6H62L60 3H64L65 1L64 0H42L43 2H41V1H39V0H11V2H13ZM70 0H67L66 2H69ZM208 1V2H207ZM4 2V1H3ZM8 2V1H7ZM10 2V1H9ZM66 2H65V4H66ZM72 2V1H71ZM78 2H80V3H78ZM211 2V1H210ZM213 2V1H212ZM48 3V4H47ZM73 3V2H72ZM76 3V2H75ZM83 3V4H82ZM254 3V4H253ZM1 4V3H0ZM4 4V3H3ZM10 4H12L13 5V3H10ZM10 4H9V6H10ZM60 4V5H59ZM253 4V5H252ZM5 5V4H4ZM45 5V6H46ZM57 5H59V6H57ZM83 5V6H82ZM225 5V6H224ZM40 6H42V5H40ZM39 6V7H40ZM44 6V5H43ZM42 6V9L43 10H45L44 9V7ZM54 6V7H53ZM212 6V5H211ZM217 6V8H219ZM1 7H3V5L1 6ZM6 7H7V5H6ZM6 7H4L5 9H6ZM11 7V6H10ZM9 7V8H10ZM15 7H11L12 9H15ZM39 7H38V9H39ZM48 7H46V11H47V8ZM75 7H78V8H75ZM212 7H214V6H212ZM3 8V9H4ZM10 8V9H11ZM41 8V7H40ZM57 8H60V9H57ZM172 8V10H170ZM216 8V7H215ZM221 8V7H220ZM234 8H235V11H234ZM2 9V8H1ZM18 9V8H17ZM15 10V11H19V13H20V11L21 10ZM9 10V9H8ZM35 10V11H34ZM40 10V9H39ZM51 10V9H50ZM55 10V11H56ZM223 10H225V8L223 9ZM1 11H3V10H1ZM5 11V10H4ZM3 11V12H4ZM6 11H7V9H6ZM13 10H11V12H12ZM15 11H13V12H15ZM28 11H30V12H28ZM34 13H33V12ZM49 11V10H48ZM165 11V12H164ZM169 11V12H168ZM10 12V11H9ZM41 12H42V10H41ZM84 12V11H83ZM86 12H85V14H86ZM87 12V13H88ZM173 12V11H172ZM1 14H2V12H0ZM16 13V12H15ZM15 13H13L14 14V18H15V15H16V17H17V15L18 14H15ZM27 13H29V14H27ZM38 13V12H37ZM47 13V12H46ZM50 13H52V12H50ZM175 13V12H174ZM235 13H237V14H235ZM10 14H12V13H10ZM39 14H40V12H39ZM38 14V15H39ZM81 14H83V13H81ZM84 14V15H85ZM178 14V13H177ZM46 15V14H45ZM49 15V14H48ZM52 15H53V13H52ZM73 15H74V17H73ZM164 15V14H163ZM175 15V14H174ZM180 15L181 14H179V15H177V16H179L180 17ZM185 15V16H186ZM260 15V16H261ZM4 16H5V14H4ZM7 16V15H6ZM35 16V15H34ZM34 16H31V18H30V21L32 20V18L34 17ZM42 15H40V18L42 19V17L44 16H42ZM47 16V15H46ZM50 16H51V14H50ZM49 16V17H50ZM53 16H55V15H53ZM83 16V15H82ZM165 16V15H164ZM171 16V15H170ZM1 17V16H0ZM2 17H3V15H2ZM1 17V18H2ZM25 17H24V19H25ZM30 17V16H29ZM52 17V16H51ZM93 17V18H94ZM166 17V16H165ZM167 17H169L168 15H167ZM182 17H181V20H183L182 19ZM187 17H188V15H187ZM244 17H247V19H246V22H245V19L243 20V18ZM9 19V17H6V19ZM13 18V19H14ZM21 18V17H20ZM19 18V19H20ZM23 18V17H22ZM36 18V17H35ZM35 18H33V19H35ZM46 18V17H45ZM44 18V19H45ZM48 18V17H47ZM55 18V17H54ZM57 18V19H58ZM60 18H59V20H60ZM162 16H161V18L159 17L158 19H161L162 20ZM177 18V17H176ZM184 18H186V17H184ZM259 18V17H258ZM3 19V18H2ZM12 18L10 17V20H11ZM12 19V20H13ZM29 19V18H28ZM48 19H51V18H48ZM52 19H53V17H52ZM166 19V18H165ZM187 19V18H186ZM11 20V21H12ZM16 20H17V18H16ZM36 20V19H35ZM69 20H71V18L69 19L68 18V21ZM82 20V19H81ZM90 20L92 21V17L90 18ZM90 20H88V21H90ZM94 20V19H93ZM98 20V19H97ZM154 20V19H153ZM160 20V22L163 24V22L165 21L164 20V18H163V20L161 21ZM180 20V19H179ZM178 20V21H179ZM192 20H194L193 19V17H192ZM244 21V22H242L241 23V21ZM4 21V20H3ZM7 21V20H6ZM5 21V22H6ZM9 21V20H8ZM41 21V20H40ZM39 21V22H40ZM87 21V20H86ZM90 21V23H92ZM101 21V22H100ZM185 21V20H184ZM13 22V21H12ZM38 22V21H37ZM84 22H85V20H84ZM114 24H113V23ZM175 22V21H174ZM195 22V21H194ZM194 22H193V25H194ZM260 22V21H259ZM259 22H258V24H259ZM19 23V22H18ZM18 23H16V24H18ZM72 23V22H71ZM86 23H88V22H86ZM89 23V24H90ZM96 23V24H97ZM109 23H111L110 25H109ZM166 23H167V21H166ZM180 23V22H179ZM186 23V22H185ZM190 23H192V22H189L188 21V25H186V26H191V24ZM248 23H252V24H248ZM261 23V22H260ZM5 24V23H4ZM51 24V23H50ZM77 24V23H76ZM82 24V23H81ZM94 24V23H93ZM248 24V25H247ZM39 25V24H38ZM42 25V24H41ZM182 25H184V24H182L181 23V26ZM203 24H201L200 25V23H199V26H201V27H203L202 26ZM246 25H247V27H246ZM252 25V26H251ZM5 26V25H4ZM13 26V25H12ZM34 26V25H33ZM43 26V25H42ZM89 26V25H88ZM92 26H94V25H92ZM100 26V25H99ZM111 26H112V28H111ZM151 26H152V24H151ZM197 26V25H196ZM194 27L193 26V28H194V31L196 32L195 34H197V31H199V28H197V27ZM206 26V25H205ZM204 26V27H205ZM251 26V28H249ZM259 26V25H258ZM15 27V26H14ZM47 27V26H46ZM82 27V26H81ZM90 27V26H89ZM188 27V29H187V27H186V29L187 30H189L190 28ZM203 27V28H204ZM51 28V27H50ZM83 28V27H82ZM94 28H96V27H94ZM104 28V27H103ZM157 28V27H156ZM155 28V29H156ZM193 28L192 29H190V30H192V32H193ZM202 28V29H203ZM207 28H208V26H207ZM207 28H205L206 30H207ZM259 28V27H258ZM261 29H262V33L263 34H261V36L263 35L264 36V27L262 26V27H260ZM7 29V28H6ZM44 29V28H43ZM49 29V28H48ZM80 29V28H79ZM89 30H90V28H88ZM99 29H100V27H99ZM108 29V28H107ZM106 29V30H107ZM198 29V30H197ZM12 30H13V28H12ZM84 30V29H83ZM87 30V29H86ZM147 30H149V29H147ZM150 30H151V28H150ZM156 30H158V29H156ZM184 30H185V28H184ZM211 30H209V32L211 31ZM246 30H249V32H247ZM101 31H102V29H101ZM183 31V30H182ZM200 31H201V28H200ZM199 31V32H200ZM203 31V30H202ZM261 31V30H260ZM17 32V31H16ZM56 32H57V29H56ZM89 32V31H88ZM107 32H108V30H107ZM118 32V31H117ZM150 32V31H149ZM187 32V31H186ZM204 32H206V31H204ZM203 32V33H204ZM214 32V31H213ZM22 33V32H21ZM25 33V32H24ZM87 33V32H86ZM85 33V34H86ZM99 33H100V31H99ZM103 33V32H102ZM112 33V32H111ZM114 33V32H113ZM112 33V34H113ZM151 33V32H150ZM149 33V34H150ZM18 34V33H17ZM48 34V33H47ZM104 34V33H103ZM189 34V33H188ZM210 34V33H209ZM258 34H260V33H258ZM25 35V34H24ZM53 35V34H52ZM81 35V34H80ZM79 35V36H80ZM108 35V34H107ZM111 35V34H110ZM152 35V34H151ZM150 35V36H151ZM156 35V34H155ZM211 36H213V33L212 34H210ZM210 35H208L207 36V34H205V36H207V37H209L210 38ZM215 35V34H214ZM243 35V36H244ZM252 35V36H251ZM109 36V35H108ZM157 36V35H156ZM156 36H153V37H155L156 38ZM204 36V38H206ZM260 36V37H261ZM104 37V36H103ZM110 37V36H109ZM108 37V38H109ZM147 37H148V34H147ZM237 37V38H236ZM107 38V37H106ZM152 38V37H151ZM208 38V39H209ZM212 38V37H211ZM222 38H224V37H222ZM225 38V39H226ZM253 38H251V39H253ZM258 38V37H257ZM257 38H256V40H257ZM147 39V38H146ZM150 39V38H149ZM207 39V38H206ZM207 39V40H208ZM254 39H253V41H254ZM261 39V41H260V43H259V47H255V49H254V51L252 52V54L251 55H247V54H240V58L243 60V58H246V62L247 61H249L250 62V60H247V58H249V59H251V60H256V61H259L260 63H262L263 65H264V42H263V40H264V37H262V38H260ZM259 39V40H260ZM144 40V39H143ZM154 40V39H153ZM210 40V39H209ZM212 40V39H211ZM210 40V41H211ZM223 40V39H222ZM243 40H244V38H243ZM255 40V41H256ZM97 41V40H96ZM140 41V42H141ZM226 42H228L227 40H225ZM224 41V42H225ZM230 41V43L232 44L231 45V51H232V54H233V51H235V50H238V49H233L234 48V46H233V44H234V42L232 43ZM238 41V40H237ZM242 41V40H241ZM245 41V40H244ZM112 42H113V44H112ZM127 43V45H125L126 43ZM147 42H148V40H147ZM150 42H151V40H150ZM247 42H249V41H247ZM97 43H98V41H97ZM139 43V42H138ZM213 43V42H212ZM217 43V42H216ZM238 43V42H237ZM252 42H250V44H251ZM258 43V42H257ZM10 44H11V42H10ZM102 44V45H103ZM135 44V43H134ZM253 44V43H252ZM101 45V44H100ZM124 45V46H123ZM130 45H128V47L130 46ZM143 45H145V43H143ZM239 45V44H238ZM242 45V44H241ZM243 45H245L244 43H243ZM106 46V45H105ZM132 46V45H131ZM134 46H136V45H134ZM228 46V45H227ZM229 46H230V44H229ZM248 46V45H247ZM97 47V46H96ZM98 47H99V45H98ZM101 47V46H100ZM113 47V46H112ZM137 47V46H136ZM226 47V46H225ZM236 47V46H235ZM244 46H242L241 48H243ZM131 48H133V46L131 47ZM168 48H170L169 46H168ZM216 48V47H215ZM228 48V49H229ZM119 49H117L116 48V50H119ZM124 49V51L125 52H127L126 50ZM136 49V48H135ZM137 49H139V48H137ZM143 49V48H142ZM203 49V48H202ZM229 49V50H230ZM245 50L246 49H248L247 47L246 48H244ZM119 50V51H120ZM197 50V49H196ZM227 50V49H226ZM104 51V50H103ZM123 51V52H124ZM129 51V50H128ZM135 51V50H134ZM215 51H216V49H215ZM32 52V51H31ZM160 52V51H159ZM236 53L237 52H239V51H235ZM244 52V51H243ZM250 52V51H249ZM99 53H101V52H99ZM104 53V52H103ZM121 53H122V51H121ZM131 53V52H130ZM143 53V52H142ZM153 53V52H152ZM158 53V52H157ZM162 53H165V49H164V51L162 52ZM167 53H170L169 51L167 52ZM198 53V52H197ZM236 53H235V55H236ZM247 53H248V50H247ZM16 54V53H15ZM118 54H119V57H120V53L118 52ZM123 54H125V53H123ZM122 54V55H123ZM127 54H128V52H127ZM134 54V53H133ZM140 54V53H139ZM154 54H155V52H154ZM105 55V54H104ZM104 55L102 56V57H104ZM109 55V54H108ZM141 55V54H140ZM149 55H152L151 53L149 54ZM157 55H159V54H157ZM157 55H155V56H157ZM167 55V54H166ZM173 55H175V54H173ZM234 55V54H233ZM246 55V56H245ZM1 56V55H0ZM100 56V55H99ZM123 56H125V55H123ZM128 56V55H127ZM133 56V55H132ZM131 56V57H132ZM154 56V58H151L150 56H149V58L147 57V59H146V62L144 63V65H141V63L142 62H140V65H141V67L139 68L138 67V65L136 66V67H138L139 68V72H140V74H138L139 72L136 70V72H134L133 71V73L131 74V72L129 71L128 73H130V76H129V78L127 79L128 81H126V83H127V89L125 88V91L123 90V91H120V93L117 91V93H119L120 95H121V97H122V99L120 98V101L118 102L119 103V106H118V104H117V106L118 107H116V108H118V109H115L116 111L117 110H122V108H123V104H124V102L126 101V100H130L131 101V99H128V98H130L132 95L134 96V94H135V92H138V93H142V98H141V100H143L144 99V101H146V103L149 101V100H151V99H149V97H150V95L153 93V90L155 89V86L157 85V84H159L160 85V82H161V78H160V76L158 75V77L156 76L157 75V73L158 72H161V71H163L164 69H166V68H170V70H169V74H171L172 72H170L171 70H173L174 69V71H175V69H176V71L177 72H179L178 70H179V67L177 68L176 67V65H175V62H173V60H172V58L170 59V57L169 58H167L166 57V59H164V57L162 58H158V57H155ZM162 56V55H161ZM165 56V55H164ZM259 56V57H258ZM14 57V56H13ZM122 57V56H121ZM160 57V56H159ZM176 57V56H175ZM202 57V56H201ZM4 58V57H3ZM3 58H2V60H3ZM100 58V57H99ZM125 58V57H124ZM123 58V59H124ZM133 58V57H132ZM143 58H146V57H143ZM142 58V59H143ZM230 58V57H229ZM235 58V57H234ZM237 58V57H236ZM18 59V58H17ZM122 59V60H123ZM102 60V59H101ZM125 60V59H124ZM127 60V59H126ZM175 60V59H174ZM232 60V59H231ZM113 61V60H112ZM116 61V60H115ZM143 61H145V59L143 60ZM176 61V60H175ZM253 61V62H254ZM121 62V61H120ZM130 62V61H129ZM133 62V61H132ZM131 62V63H132ZM178 62H179V60H178ZM187 62V61H186ZM197 62V61H196ZM104 63H106V62H104ZM115 63H117V62H115ZM124 63V62H123ZM137 63V62H136ZM180 63V62H179ZM236 62H234V64H235ZM243 63V62H242ZM241 63V64H242ZM245 63V62H244ZM255 63H257V62H255ZM5 64H6V62H5ZM130 64V63H129ZM143 64V63H142ZM202 64V63H201ZM192 65V64H191ZM239 65V64H238ZM255 65V64H254ZM261 65V64H260ZM7 66V65H6ZM116 66H117V64H116ZM180 66V65H179ZM182 66V65H181ZM183 66H184V64H183ZM203 66L204 65H202V67L201 68H203ZM259 66V65H258ZM134 67H135V65H134ZM188 67V66H187ZM192 67H193V65H192ZM205 67V66H204ZM208 67V66H207ZM232 67V66H231ZM237 67V66H236ZM240 67V66H239ZM241 67H242V65H241ZM264 67V66H263ZM131 68H133V67H131ZM137 68V69H138ZM186 68V67H185ZM189 68V67H188ZM206 68V67H205ZM213 68V67H212ZM115 69V68H114ZM110 70L109 69V80H107V82H111L112 81V79L114 78L115 79V77H119V75H117V76H115V74H118L117 72H116V70ZM128 69V68H127ZM187 69V68H186ZM204 69V68H203ZM232 69V68H231ZM242 69H243V67H242ZM241 69V70H242ZM118 70V69H117ZM126 70V69H125ZM131 70V69H130ZM133 70H135L134 68H133ZM157 70H159L155 75L152 73L153 71H157ZM167 70V69H166ZM181 70H184V68H182ZM240 70V71H241ZM247 70L248 69H246L245 71L247 72ZM132 71V70H131ZM191 71V70H190ZM190 71H188V72H190ZM223 71V70H222ZM222 71H220L221 72V74L218 76V73H217V78L216 79H218V80H214V81H216V86L215 87H217V88H219V86H221L222 87V85H225L224 83H227L228 81H230L231 79H233V81H234V74L232 73V72H229V70L227 71V72H223L222 73ZM244 71V70H243ZM245 71H244V73H245ZM250 71V70H249ZM248 71V72H249ZM107 72V71H106ZM105 72V73H106ZM141 72L142 73H144V75H142V77L140 76L141 75ZM185 72V71H184ZM188 72H186V76H189L188 75ZM192 72H194V74H195V71H192ZM191 72V73H192ZM247 72V73H248ZM104 73V74H105ZM163 73H165V72H161V74L164 76V74ZM168 73V72H167ZM181 73V72H180ZM234 73H236V72H234ZM239 73V72H238ZM252 73V72H251ZM126 74V73H125ZM166 74V73H165ZM173 74H174V72H173ZM173 74H172V76H173ZM177 74V73H176ZM184 74V73H183ZM129 75V74H128ZM193 75V74H192ZM238 75V74H237ZM246 75V74H245ZM248 75V74H247ZM257 75V74H256ZM177 76V75H176ZM100 77L101 76H99V82L101 83V84H104V76H103V78L102 79H100ZM167 77V76H166ZM174 77V76H173ZM185 77V76H184ZM192 77V76H191ZM127 78V77H126ZM164 78V77H163ZM175 78V77H174ZM177 78H179V77H177ZM176 78V80H178ZM186 78V77H185ZM189 78H190V76L188 77V79L186 78V80H189ZM245 78H247V77H245ZM244 78V79H245ZM172 79V78H171ZM204 79V78H203ZM203 79H201V80H203ZM235 79H236V77H235ZM241 79H242V76H241ZM241 79H239V80H241ZM243 79V80H244ZM248 79V78H247ZM247 79H245V80H247ZM261 80H264V78H260ZM179 80H180V78H179ZM194 80V79H193ZM201 80H200V83H202L201 82ZM116 81H117V79H116ZM190 81H191V79H190ZM199 81V80H198ZM197 81V82H198ZM203 81H205V80H203ZM206 81H207V79H206ZM113 82V81H112ZM111 82V83H112ZM181 82V81H180ZM193 83H195L194 81H192ZM192 82H189L190 84L192 83ZM114 83V82H113ZM182 83V82H181ZM188 83V82H187ZM193 83H192V85L191 86H193ZM207 83V82H206ZM236 82H234V84H235ZM260 83V82H259ZM262 83V82H261ZM119 79H118V81L117 82H115L114 83V85L113 86H115L116 88H118L119 87ZM161 84H163V83H161ZM166 84V83H165ZM164 84V85H165ZM170 84V83H169ZM245 84V83H244ZM256 84V83H255ZM175 85V84H174ZM204 85V84H203ZM203 85H202V88H205V87H203ZM207 85V84H206ZM233 85V84H232ZM261 85V84H260ZM111 86V85H110ZM124 86H126V85H124ZM163 86V85H162ZM166 86V85H165ZM179 86V85H178ZM186 87L188 86L189 87V85H185ZM190 86V87H191ZM227 86V85H226ZM90 87L95 91V93H93V92H91V94H88V96L90 97V98H92L91 99V103H94V105H95V101H94V99H95V97H97V96H99V95H102V94H104L102 91H99V89H97V87L95 86V87H93V86H91L90 85ZM122 87V86H121ZM164 87V86H163ZM162 87V88H163ZM177 87V86H176ZM183 87V86H182ZM194 87V86H193ZM193 87H192V89H193ZM195 87H197V86H195ZM230 87V86H229ZM262 87V86H261ZM111 88H112V86H111ZM160 88H161V85H160ZM160 88H159V90H160ZM235 88V87H234ZM254 88H255V86H254ZM264 88V87H263ZM122 89H124L123 87H122ZM173 89H177V88H173ZM180 89V88H179ZM183 89H185V88H183ZM196 89V88H195ZM195 89L193 90V92L195 91ZM201 89V88H200ZM206 89V88H205ZM224 89V88H223ZM257 89V88H256ZM113 90H114V88H113ZM117 90V89H116ZM159 90H158V92H159ZM189 90V89H188ZM190 90H191V88H190ZM198 90V89H197ZM231 90V89H230ZM87 92H89L88 90H86ZM115 91V90H114ZM127 91V92H126ZM170 91H172V89L170 90ZM176 91V90H175ZM174 91V92H175ZM173 92V91H172ZM171 92V93H172ZM181 92V91H180ZM183 92V91H182ZM185 92V91H184ZM189 92V91H188ZM188 92H186V93H188ZM196 93L195 94H197V91H195ZM217 92V91H216ZM215 92V93H216ZM235 92V91H234ZM129 93H131L132 95H130ZM157 93V92H156ZM170 93V92H169ZM170 93V94H171ZM176 93V92H175ZM186 93L184 94V95H181V94H183V93H181L180 94V96L178 95L179 93H177V95H176V97L173 99V100H171V102H174V105H180L181 107H183L184 105L185 106H189L188 104L191 102V100H193V99H191V96L190 95H186ZM190 93H192V92H190ZM263 92H260V96H263V94H262ZM174 94V93H173ZM189 94V93H188ZM194 94V95H195ZM203 94V93H202ZM209 94V93H208ZM232 94H234V93H232ZM119 95V96H120ZM130 95V96H129ZM169 95V94H168ZM172 95V94H171ZM174 95V96H175ZM198 95V94H197ZM214 95H216V94H214ZM213 95V96H214ZM177 96H179V97H177ZM196 96V95H195ZM195 96H193L194 98H195ZM202 96V95H201ZM209 96H210V94H209ZM219 96V95H218ZM116 97H118L117 95L116 96H114V98H115V102H116ZM140 97H141V95H140ZM167 97H169V96H167ZM173 97V96H172ZM199 97V96H198ZM234 97V96H233ZM236 97V96H235ZM242 97V96H241ZM114 98H112V99H114ZM119 98V97H118ZM139 98V97H138ZM178 99V102H177V99ZM201 98V97H200ZM225 98V97H224ZM228 98V97H227ZM111 99V100H112ZM149 99V100H148ZM164 99V98H163ZM170 99V98H169ZM169 99H166L167 101L169 100ZM198 99V98H197ZM237 99H240L239 97L237 98ZM137 100V99H136ZM153 100V99H152ZM151 100V101H152ZM165 100V101H166ZM189 100H190V102H189ZM213 100V99H212ZM225 100H227L226 98H225ZM234 100V99H233ZM114 101V100H113ZM113 101H112V103H113ZM127 101V102H128ZM134 101H135V99H134ZM196 101V100H195ZM238 101V100H237ZM111 102V101H110ZM137 102V101H136ZM153 102V101H152ZM161 102V101H160ZM159 102V103H160ZM203 102V101H202ZM208 102V101H207ZM210 102H212V101H209L208 102V104H210ZM236 102V101H235ZM241 102V101H240ZM98 103L99 104H104V99H102V100H100V101H98L97 102V104L96 105H98ZM138 103H139V100H138ZM146 103H144V105H146ZM151 103V102H150ZM156 103V102H155ZM158 103V102H157ZM166 103V102H165ZM167 103H170V102H167ZM194 103V102H193ZM200 103V102H199ZM214 103V102H213ZM237 103V102H236ZM242 103V102H241ZM106 105H108V101L105 103ZM104 104V105H105ZM116 104V103H115ZM128 104V103H127ZM140 105L141 104H143V101H142V103L140 102L139 103ZM153 104H154V102H153ZM171 104V103H170ZM169 104V105H170ZM215 104V103H214ZM221 104V103H220ZM96 105L95 106H90L89 107V114L91 115L92 114V112L94 111V110H97V109H95L94 107H96ZM110 105V104H109ZM162 105L164 106L165 104H163L162 103ZM173 105V104H172ZM178 105V106H179ZM196 105H198L197 103H196ZM201 105V104H200ZM217 105H219V104H217ZM217 105H215V106H217ZM135 106V105H134ZM134 106H133V108H134ZM161 106V105H160ZM180 106H179V108H180ZM191 106H192V103H191ZM194 106V105H193ZM192 106V107H193ZM205 106H206V104H205ZM205 106H204V108H205ZM207 106H209V105H207ZM210 106H211V104H210ZM222 106V105H221ZM98 107V106H97ZM142 107V108H141ZM143 105H141V106H138V109L140 108V110L141 109H143ZM152 107V106H151ZM150 107V108H151ZM155 107H157V108H159L158 107V105L157 106H155ZM155 107L153 108V109H155ZM166 106H164L163 108H162V106H161V108H162V111L164 112V108H165ZM170 107V106H169ZM198 107H200V106H198ZM198 107H197V110H200V108L202 107H200L199 109H198ZM146 108H148V107H146ZM145 108V109H146ZM156 108V109H157ZM174 108H176L175 106H174ZM184 108H186V107H184ZM204 108H202V109H204ZM219 108V107H218ZM256 108V107H255ZM173 109V106H172V108H171V110ZM183 109V108H182ZM134 110V109H133ZM137 110V109H136ZM158 110V109H157ZM165 110H168L167 108L165 109ZM179 111V109L177 110V108L176 109H174V111ZM181 110V109H180ZM190 110V109H189ZM206 110V109H205ZM209 110H210V107H209ZM208 110V111H209ZM217 110H219V109H217ZM101 111V110H100ZM153 110H151V111H147V112H152ZM155 111V110H154ZM160 111V110H159ZM161 111V112H162ZM185 111V110H184ZM191 111V110H190ZM212 110H210V112H211ZM94 112H96V111H94ZM93 112V113H94ZM115 112V111H114ZM117 112H119V111H117ZM135 111H132L131 113L133 114ZM136 112H138V111H136ZM135 112V113H136ZM162 112V113H163ZM173 112V111H172ZM195 112V111H194ZM204 112H206V111H204ZM247 112V111H246ZM100 113V112H99ZM116 113V112H115ZM141 113H143L142 112V110H141ZM153 113V112H152ZM151 113V114H152ZM166 113V112H165ZM177 112H174V115H175V117H176V114ZM188 113V112H187ZM190 113V112H189ZM196 113V112H195ZM195 113H192V115H194ZM203 113V112H202ZM103 114H104V112H103ZM139 114H140V112H139ZM143 114H145V112L143 113ZM147 114V113H146ZM145 114V116H147ZM154 114V113H153ZM159 114H161L160 112H159ZM158 114V115H159ZM169 114V113H168ZM171 114V113H170ZM169 114V115H170ZM173 114V113H172ZM178 114H180V113H178ZM183 114V113H182ZM181 114V115H182ZM191 114V113H190ZM89 115V116H90ZM95 115V114H94ZM98 115V114H97ZM100 115V114H99ZM105 115V114H104ZM104 115H103V117H104ZM115 115L116 114H114L113 115V118L115 117ZM117 117H118V119H116V117L114 118V120H117V121H115L114 123H117L118 122V124L121 126V127H128L130 130H132L133 132H135L136 134H137V132H138V130L140 131L141 129H139L140 128V125H139V128H135L134 126H133V124L134 123H136V122H134L133 121V117H131V115L128 117L126 114H124V113H122V116H121V111L119 112V113H117ZM121 116V118H119L120 116ZM157 115V116H158ZM163 115H165L164 113L162 114V116ZM173 115V116H174ZM181 115H179L180 117H182ZM228 115V114H227ZM250 115V114H249ZM252 115V114H251ZM100 116H102V114L100 115ZM133 116V115H132ZM136 115H134V117H135ZM165 116H167V115H165ZM191 116V115H190ZM197 116H198V114H197ZM196 116V117H197ZM222 116H224V115H222ZM254 116V115H253ZM264 116V115H263ZM93 117V116H92ZM98 117V116H97ZM141 117V116H140ZM143 117V116H142ZM148 117V116H147ZM145 117V120L143 121V122H147L145 125H146V127H149V125H151V122H152V120H151V117H152V115H151V117ZM155 117V116H154ZM159 117V120H160V116H158ZM158 117H157V119H158ZM175 117H171L172 118V120H173V118L175 119ZM195 117V118H196ZM202 117H205V116H202ZM211 118V116H208V118ZM231 117V116H230ZM257 117H259V116H257ZM105 118V117H104ZM106 118H108V117H106ZM164 118V117H163ZM162 118V119H163ZM170 118V119H171ZM177 118V117H176ZM187 118V117H186ZM189 118H191V117H189ZM195 118H194V120H195ZM198 118V117H197ZM253 118V117H252ZM112 119V118H111ZM141 119V118H140ZM182 119V118H181ZM181 119L179 120V122L181 121ZM201 119V118H200ZM200 119H198L197 120V122L200 120ZM206 121H207V119H206V117L204 118ZM220 120H221V118H219ZM256 119V118H255ZM108 120V119H107ZM135 120V119H134ZM143 120V119H142ZM169 120V119H168ZM172 120H169V121H172ZM187 120V121H186ZM202 120V119H201ZM211 120V119H210ZM209 120V121H210ZM213 120V119H212ZM113 121V120H112ZM165 121V120H164ZM175 121V120H174ZM183 121V120H182ZM185 122H187L188 124L190 123V125H192L191 124V122H188L189 120L188 119H185L184 120ZM193 121V120H192ZM204 121V120H203ZM217 121V120H216ZM225 122H226V120H224ZM223 121V122H224ZM228 121V120H227ZM261 121H264V120H261ZM110 122V121H109ZM139 122V121H138ZM159 122V121H158ZM158 122H157V124H158ZM160 122H162V124H163V121H160ZM168 121L166 120V122L165 123H167ZM176 122H178V121H176ZM196 122V121H195ZM201 122V121H200ZM232 122V121H231ZM251 122V121H250ZM113 123V122H112ZM153 123H155V122H153ZM153 123H152V126H153ZM169 123H171V122H169ZM169 123H167V126H165V128H167L168 126H170L171 127V124H169ZM203 123V122H202ZM205 123V122H204ZM216 123V122H215ZM222 123V122H221ZM233 123V122H232ZM232 123H230L231 125H233ZM243 123V122H242ZM260 123V122H259ZM264 123V122H263ZM262 122H261V124H263ZM117 124V125H118ZM138 124V123H137ZM137 124L135 125V126H137ZM140 124H141V122H140ZM156 124V125H157ZM161 124V123H160ZM161 124V125H162ZM175 124V123H174ZM184 124V123H183ZM194 124H197V123H194ZM220 124V123H219ZM229 124V125H230ZM236 124V123H235ZM260 124V125H261ZM144 125V126H145ZM181 125H182V123H181ZM185 125H187L186 123H185ZM185 125H182V126H184L185 127ZM200 125V124H199ZM250 125V124H249ZM248 125V126H249ZM252 125H253V122H252ZM264 125V124H263ZM141 126H143V123L141 124ZM143 126V127H144ZM155 126V125H154ZM180 126V125H179ZM193 126V125H192ZM195 126V125H194ZM200 126H203V125H200ZM200 126H199V128H200ZM221 126V125H220ZM101 127V126H100ZM120 127V128H121ZM138 127V126H137ZM157 127V126H156ZM163 127V126H162ZM175 127V126H174ZM197 127V126H196ZM255 127V126H254ZM260 127V126H259ZM262 127V126H261ZM259 128V130H262V128ZM105 128V127H104ZM145 128V127H144ZM143 128V132H145V129ZM152 128H154V127H152ZM169 128V127H168ZM167 128V129H168ZM172 128H173V126H172ZM176 128V127H175ZM175 128H173V129H175ZM187 128H189V126H187ZM187 128H184V129H187ZM193 128V127H192ZM199 128H197V129H199ZM250 128H251V125H250ZM256 128H258V125L256 126ZM157 129V128H156ZM155 129V130H156ZM162 129H164V128H162ZM161 128H160V130H162ZM173 129L172 130H170V133L173 131ZM196 129V128H195ZM194 129V130H195ZM201 129V128H200ZM199 129V130H200ZM203 129V128H202ZM252 129V128H251ZM264 129V128H263ZM129 130V131H130ZM148 130H150L151 131V129H148ZM164 130H166V129H164ZM180 130H182V129H180ZM179 129H178V131H179V133L181 132ZM192 130V129H191ZM213 130V129H212ZM220 130V129H219ZM226 130V129H225ZM256 130H258V129H255V131L253 130V132L251 131L250 133L249 132H247V133H243V134H245V136L244 135H238V133L236 134V137L235 138H233L232 137V140H231V143H233V142H235V144L236 143H239L238 144V146H236V147H239V148H242L244 151V153H245V155L246 154H250L252 157H250V158H253L254 159V157H253V154H254V151H253V149L255 148L254 146H255V144L257 143V141H259L260 139V141H263L264 142V130H262L261 132H259V131H256ZM105 131H108V130H105ZM137 131V132H136ZM142 131V130H141ZM158 131V130H157ZM168 131V130H167ZM166 131V132H167ZM183 131H185V130H183ZM181 132V134L182 133H184V132ZM187 131V130H186ZM186 131H185V133H186ZM218 131V130H217ZM224 131V130H223ZM228 131V130H227ZM232 131V130H231ZM231 131H229V132H231ZM93 132V131H92ZM142 132V133H143ZM147 132V131H146ZM145 132V133H146ZM156 132V131H155ZM160 132V131H159ZM165 132V131H164ZM169 132V131H168ZM175 132H176V129H175ZM197 132V131H196ZM205 132V131H204ZM219 132V131H218ZM108 133H111V132H109L108 131ZM105 134V135H107V136H105L106 138L105 139H107V138H109L110 136H113L112 134ZM151 134H152V131L150 132ZM158 132H156V133H153L154 134V136L155 135H159V134H157ZM163 133V132H162ZM188 133V132H187ZM186 133V134H187ZM198 133V132H197ZM200 133V132H199ZM199 133H198V137L199 136H202L201 134L199 135ZM202 133V132H201ZM228 133V132H227ZM226 132H225V134H227ZM92 134V133H91ZM132 134V133H131ZM135 134V135H136ZM139 134H140V132H139ZM147 134H149L148 132H147ZM152 134V135H153ZM177 134V133H176ZM181 134H177V135H175V134H173L172 136H176V137H179V135H180V137H181ZM194 134H196V133H194ZM202 134H204V133H202ZM219 134V136H220V133H218ZM232 134H234V133H232ZM231 134V135H232ZM234 134V135H235ZM89 135V134H88ZM135 135H133V137L135 136ZM143 135V134H142ZM141 135V136H142ZM146 134H144V136H145ZM184 135V134H183ZM182 135V136H183ZM222 135V134H221ZM229 135H230V133H229ZM228 135V137H231V136H229ZM75 136V135H74ZM137 136V135H136ZM141 136H140V138H141ZM161 136V135H160ZM168 137H169V133H168V135H167ZM171 136V135H170ZM171 136V137H172ZM185 136V135H184ZM187 136V135H186ZM185 136V137H186ZM190 136H192V135H190ZM196 136H197V134H196ZM219 136H218V138H219ZM223 136V135H222ZM221 136V138H223ZM15 137V136H14ZM69 137H70V140L69 141H71L72 139H73V136L72 135H69ZM193 137V136H192ZM214 137V136H213ZM228 137H224L225 139H226V141H227V138ZM64 139V135L63 136H60V137H58L57 139L58 140H60V139ZM91 138V137H90ZM112 138V137H111ZM146 138V137H145ZM148 138V137H147ZM158 138H159V136H158ZM170 138V137H169ZM187 138H188V136H187ZM217 138V137H216ZM220 138V139H221ZM224 138L222 139V140H224ZM54 139H56V138H53V137H51V136H49L48 137V140L46 141V144H45V142H44V144H43V150L44 151H42V149H40V154L42 155V153L44 152V153H47V155H51V154H54V155H56V153L57 152H59V153H63V151H64V148H60L59 149V147H58V149H56L57 151H55L56 153H53L54 151H53V140ZM62 139V140H63ZM89 138H86V140H88ZM121 139V138H120ZM138 139V138H137ZM162 139V138H161ZM164 139V138H163ZM171 139V138H170ZM173 139H175V137L173 138ZM177 139H179V138H177ZM176 139V140H177ZM185 139V138H184ZM183 139V140H184ZM196 139H197V137H196ZM195 139V140H196ZM8 140V139H7ZM61 140V142H62V144L63 143H65V141L63 142ZM118 140V139H117ZM139 140V139H138ZM146 140H152V139H146ZM156 140V139H155ZM175 140V141H176ZM180 140H182V137H181V139ZM182 140V141H183ZM191 140V139H190ZM221 140V141H222ZM2 141V140H1ZM20 141V140H19ZM68 141V140H67ZM66 141V142H67ZM122 142H124L123 141V139L121 140ZM140 141V140H139ZM159 141V140H158ZM169 141V143H170V140H167V142ZM178 141V140H177ZM181 141V144L184 142H182ZM188 141V140H187ZM193 141V140H192ZM196 141H198V140H196ZM196 141H194V142H196ZM207 141V140H206ZM213 141V140H212ZM229 141V140H228ZM260 141H259V143H258V145L260 144ZM13 142V141H12ZM59 142V141H58ZM86 142H88V141H86ZM90 142V141H89ZM112 142L113 141H110V144L109 145H112ZM121 142V143H122ZM125 142H127V141H125ZM146 142V141H145ZM150 142V141H149ZM152 142V141H151ZM153 142H155V141H153ZM160 142V141H159ZM166 141H164L163 143H165ZM199 142H201V140L199 141ZM198 142V143H199ZM205 142V141H204ZM204 142H202V143H204ZM217 142V145L219 144V142L218 141H216ZM223 142H225V141H223ZM222 142V143H223ZM3 143H6V141L5 142H3ZM16 143V142H15ZM20 143V142H19ZM85 143V142H84ZM99 143V142H98ZM114 143H116V142H114ZM117 143H120V142H117ZM116 143V144H117ZM127 143H130V142H127ZM148 143V142H147ZM160 143H162V142H160ZM175 143V142H174ZM173 142L172 143H170V144H174ZM178 143V142H177ZM189 142H187V144H188ZM207 143H208V141H207ZM221 143V142H220ZM241 143H242V147H240L239 145H241ZM1 144V143H0ZM10 144V143H9ZM37 144V143H36ZM55 144V143H54ZM59 144H60V142H59ZM58 143H57V146L59 145ZM89 144V143H88ZM115 144V146H117ZM125 144V143H124ZM139 144H141L140 142H139ZM143 144V143H142ZM141 144V145H142ZM149 144V143H148ZM151 145L152 144H154V143H150ZM157 144V143H156ZM156 144H154V146H156L155 148H158V146H160V145H156ZM183 144H185V143H183ZM186 144V145H187ZM189 144H191V142L189 143ZM193 145H194V143H192ZM210 144V143H209ZM227 144V143H226ZM234 144V145H235ZM4 145V144H3ZM12 145H14V143L12 144ZM22 145V144H21ZM40 145V144H39ZM71 145V144H70ZM119 145V144H118ZM168 144H166V146H167ZM174 145H176V144H174ZM198 145V144H197ZM204 145V144H203ZM212 145H213V142H212ZM211 145V146H212ZM229 145V143L226 145V146H228ZM1 147H4V146H2V145H0ZM38 145H36V147H37ZM65 146V145H64ZM102 146V145H101ZM119 146H121V145H119ZM132 146H135V145H132ZM137 146H139L138 144H137ZM179 146V145H178ZM178 146H176V147H178ZM194 146H196V144L194 145ZM194 146H192L191 145V147L189 146V149L191 148L192 149V147L194 148ZM226 146H224V147H226ZM244 146V147H243ZM260 146V145H259ZM10 147V146H9ZM13 147V146H12ZM23 147V146H22ZM39 147H41V146H39ZM38 147V148H39ZM55 148H56V145L54 146ZM68 147V146H67ZM85 147H86V144H85ZM112 147V146H111ZM128 147H130V144H128ZM140 147H142V146H140ZM150 147V146H149ZM152 147V146H151ZM163 147V146H162ZM175 147V146H174ZM180 147H182V145L180 146ZM179 147V149L182 151V148L184 147H182V148H180ZM186 147V146H185ZM184 147V148H185ZM187 147H188V145H187ZM198 147V146H197ZM206 147V146H205ZM215 147H216V145H215ZM228 147H231V145H229ZM262 147H264L263 145H262ZM19 148V147H18ZM42 148V147H41ZM90 148V147H89ZM103 148V147H102ZM116 148V147H115ZM119 148V147H118ZM123 148H125V146H123ZM132 148H134V147H132ZM143 148V147H142ZM146 148V147H145ZM145 148H143V152L142 151H140V150H138L139 152H141L142 154L144 153V150H145ZM160 148V147H159ZM158 148V149H159ZM165 148V147H164ZM183 148V149H184ZM220 149L222 148V147H219ZM235 148V147H234ZM5 149V148H4ZM8 149V148H7ZM11 149V148H10ZM66 149V148H65ZM86 149H87V147H86ZM92 149V148H91ZM121 148H119L118 150H120ZM131 149V148H130ZM129 149V150H130ZM135 149V148H134ZM136 149H137V147H136ZM138 149H140V148H138ZM171 149H172V147H171ZM189 149H188V152H189ZM198 149V148H197ZM203 149H205V148H203ZM213 149V148H212ZM216 149L218 150V146L216 147ZM216 149L214 150L215 152H216ZM219 149V150H220ZM223 149V148H222ZM233 149V148H232ZM231 148H230V150H232ZM18 150V149H17ZM19 150H20V148H19ZM22 150V149H21ZM25 150V149H24ZM63 150V151H62ZM70 150V149H69ZM88 151H89V149H87ZM103 150H104V148H103ZM106 150V149H105ZM117 150V152H119ZM127 150V149H126ZM133 150V149H132ZM147 150V149H146ZM145 150V151H146ZM152 150V149H151ZM150 150V151H151ZM161 150H163V148L161 149ZM160 150V151H161ZM173 150V149H172ZM185 150V149H184ZM193 150V149H192ZM194 150H196V148H194ZM228 150H229V148H228ZM227 150V151H228ZM236 150H238V149H236ZM258 150H259V148L257 149V152H258ZM14 151V150H13ZM34 151V150H33ZM68 150L66 149V152H64V157H68V156H66L67 154H68V152H67ZM131 151V150H130ZM135 151V150H134ZM154 151V150H153ZM159 151V152H160ZM163 151H165V150H163ZM205 151H206V149H205ZM212 151V150H211ZM221 151V150H220ZM232 151H234V149L232 150ZM232 151H230V154L232 153ZM241 151V150H240ZM240 151H236L235 153L237 154L238 152L240 153V157H236V163L237 162H239V160L241 159L242 160V157L244 158V157H246V156H244V153L243 154H241V152ZM5 152H6V150H5ZM23 152V151H22ZM25 152V151H24ZM101 152L103 153V151L101 150ZM107 152V151H106ZM127 153H128V151H126ZM125 152V150H124V153H126ZM133 152V151H132ZM131 152V153H132ZM136 152V151H135ZM135 152H133V154L135 153ZM139 152H137L136 154L138 155V156H140L139 155ZM147 152V151H146ZM166 152V151H165ZM169 152V151H168ZM184 152V151H183ZM194 152V154H197V152L196 151H193ZM196 152V153H195ZM215 152H212V153H214L215 154ZM219 152V151H218ZM1 153H2V150H1ZM36 153H37V151H36ZM39 153L37 154V156H34L35 158H38L39 157ZM43 153V154H44ZM89 153V152H88ZM121 153L123 154V151H120L119 152V157H120V155H121ZM154 153V152H153ZM156 153H157V151H156ZM169 153H171V152H169ZM220 153V152H219ZM223 153V152H222ZM259 153V152H258ZM12 154V153H11ZM17 154V153H16ZM15 154V155H16ZM19 155L21 154L22 155V153H18ZM27 154H29V153H27ZM34 154H35V152H34ZM60 154V155H61ZM90 154V153H89ZM96 154V153H95ZM144 154H146V153H144ZM143 154V155H144ZM150 154H152L151 152H150ZM150 154H146L147 156L149 155L150 156ZM155 154V153H154ZM153 154V155H154ZM160 154V153H159ZM166 154V156L167 155H170V158H171V155H173L172 153L171 154H167V153H165ZM181 154H183V153H181ZM194 154H193V156H194ZM201 154V153H200ZM202 154H204V152H202ZM201 154V155H202ZM206 154H208V153H206ZM217 155H218V153H216ZM221 154V153H220ZM219 154V155H220ZM257 154V153H256ZM260 154V153H259ZM20 155V156H21ZM53 155V156H54ZM103 155V154H102ZM125 155V154H124ZM129 155H130V153H129ZM142 155V156H143ZM145 155V157H147ZM175 155V154H174ZM184 155V154H183ZM209 155V154H208ZM207 155V156H208ZM210 155H211V153H210ZM209 155V156H210ZM247 155V156H248ZM261 155V154H260ZM9 156V155H8ZM45 156V155H44ZM58 156V155H57ZM90 156H91V158L90 159H92V161H93V164H94V166L96 165H98V160H97V157L93 154V153H91L90 154ZM123 156V155H122ZM165 156V157H166ZM175 156H178V155H175ZM180 156H182V155H180ZM187 156V155H186ZM196 156V155H195ZM204 156V155H203ZM203 156L201 157V159L202 160H204L203 159ZM206 156V155H205ZM204 156V158L206 159V157ZM209 156H208V158H209ZM255 156V155H254ZM12 157V156H11ZM33 157V158H34ZM63 157V156H62ZM61 156H60V159H61V161L63 160V158H62ZM72 157V156H71ZM74 157V156H73ZM77 157H79V158H82L81 157V155L80 156H77ZM89 157V156H88ZM124 158H127V157H125V156H123ZM141 157V156H140ZM140 157H138L139 159H140ZM155 157H158V156H155ZM159 157H162V156H160L159 155ZM163 157H164V155H163ZM197 157V156H196ZM211 158H212V156H210ZM216 157V156H215ZM217 157H219V156H217ZM261 157H263V154H262V156ZM22 158V157H21ZM20 158V160H22ZM69 158V157H68ZM84 158V157H83ZM105 158H106V156H105ZM123 158V159H124ZM150 158H152V157H150ZM170 158H168V157H166L165 159L166 160H171ZM177 158V157H176ZM176 158H175V160H176ZM185 158V157H184ZM184 158H183V156H182V160H184ZM221 158V157H220ZM1 159H3L2 158V156H1ZM0 159V160H1ZM15 159V158H14ZM89 159V158H88ZM108 159V158H107ZM121 159V158H120ZM122 159V160H123ZM159 159V158H158ZM157 158H156V161L158 160ZM161 159V158H160ZM159 159V160H160ZM164 159V160H165ZM178 159V158H177ZM180 159H181V157H180ZM186 159H188V157L186 158ZM191 159V158H190ZM194 159V158H193ZM213 159H214V157H213ZM246 159V158H245ZM5 161L7 160V158L6 159H4ZM19 160V159H18ZM24 160V159H23ZM27 160V159H26ZM38 160V159H37ZM52 160H54V159H52ZM67 160V159H66ZM105 160V159H104ZM126 160V159H125ZM124 160V161H125ZM136 160V159H135ZM134 160V161H135ZM149 159H147L146 161H148ZM152 160V159H151ZM159 160H158V162H159ZM165 160V161H166ZM174 160V161H175ZM182 160L180 161H178V162H182ZM208 160V159H207ZM218 160V159H217ZM220 160L222 161V159H219L218 160V164H219V162H220ZM15 161V160H14ZM14 161H12V162H14ZM35 161V160H34ZM33 161V162H34ZM72 161H74L75 162V167L76 168H74V170H72V171H70L69 173L72 175V174H75L74 176L72 175V177H74V178H69L70 179V183L68 184V188H67V190H66V193H64V192H62V191H59V192H56V191H58L59 190V188H61L60 186H59V188H58V185H57V189L58 190H56L55 189V185L54 184H56V182L55 181H58V180H55L53 183L54 184H51V183H49V184H51V186L52 185H54L53 187H54V191H53V189H52V191L53 192H47L48 190H46L45 188H43L44 187V183H47L46 181L48 180L47 178L45 179V178H43L42 176V178L43 179H41V180H39V182H36V184L35 185H37L38 186V188L34 191V193L32 194V193H29V196L28 197H24V196H22L21 195V197H19L20 195L19 194H21V193H19V191H21V190H19L17 193H19L18 195L19 196H17V194H16V191H15V189L16 188H19V187H21V189H22V194H23V189L24 188H26L27 187V184H26V178H25V174H23V170L21 169L20 170V168L17 170V171H19V172H17L16 170H15V168H16V166H17V164L15 163V167H13L14 168V171H16L17 173H19V174H17V177H16V179L14 180V182H16L15 183V185H19V187H17L16 186V188L14 187V185L12 186V181H11V178H9L10 180L9 181H7V182H1L0 181V216H3L5 219H6V221H8V223H10V224H7L8 225V228H7V232H8V234L10 235V237H11V235L13 236V232H14V230H13V222L11 223V221H12V219L14 218V220L16 219V217H13V215H17V214H19V213H17V214H13V210H18V207H21V205H22V203H25L26 201H27V199H30V201L31 200H35V201H37L36 202V207L40 210V208H43V211L44 210H46V211H50V212H52V213H54V211H56L54 214H56L55 216H57V218L55 217V219H57L58 220V222H55V223H57L58 224V226H57V228L55 229V235H54V239H53V243H52V246H51V248L49 249V251H48V253H47V256L45 257V259L43 260V262H42V264H136V258H135V256H134V251H133V246L134 245H132V243H131V241L129 240V235H128V232H127V230L124 228V226L122 225V223H121V221H120V219H119V216L116 214V212L114 211V208H113V205H112V203L109 201V199H108V197H107V195H106V193H105V191H104V189H103V185H101L100 183H99V180H98V178H96V177H94L93 176V173H90V170L88 171V172H86V174L84 173V176H81V172H79V171H81V169L84 167V164L86 163H83L82 162V164H83V167L81 166L82 164L80 163V161H79V159L77 158L76 160H73L72 159ZM106 161V160H105ZM120 161V160H119ZM127 161V160H126ZM126 161L124 162V163H126ZM155 161V162H156ZM163 161V160H162ZM185 161V160H184ZM188 161H189V159H188ZM198 160H196V162H197ZM200 161V160H199ZM206 161V160H205ZM211 161H212V159H211ZM17 162V161H16ZM32 162V163H33ZM64 162V161H63ZM67 162V161H66ZM107 162H108V160H107ZM121 162V161H120ZM136 162H137V160H136ZM152 162V161H151ZM155 162H154V164L152 165V166H149V164L148 165H146L144 168H145V170H146V168L148 169V167L150 168V167H153V166H155V173H156V177H157V179H158V177H159V182L158 181H156V185H158L159 184V187L160 188H158L160 191H161V193L163 194V196H164V194L166 193V192H168L172 187H174L173 185H175L176 183H181L182 181H184V184H185V181H189V183H192V182H196V181H198V180H200L201 179V177L199 176V174H195L196 173V171L197 170H195V167H193V166H189V169H187L188 171L190 170V174H192V177L191 178H187L186 177V179L185 180H183L184 179V177H183V175H182V177H179L178 178V176L176 177L175 176V174L179 171V172H183L184 170H182V171H180L179 169H180V165L178 166L179 167V169H178V171L175 173V169H174V166H171V165H168L167 164V162H171V161H166L165 163L167 164H163L164 163V161H163V163H162V165H156L155 164ZM173 162V161H172ZM177 162V161H176ZM194 162V161H193ZM192 162V163H193ZM196 162H194V163H196ZM201 163H203L202 161H200ZM209 162V161H208ZM215 162V161H214ZM228 162H230L229 161V159H228ZM232 162V161H231ZM252 162V161H251ZM257 162V161H256ZM259 162V161H258ZM257 162V163H258ZM6 163H8V162H6ZM29 163V162H28ZM27 163V164H28ZM40 163V162H39ZM61 163V162H60ZM70 163V162H69ZM73 163V162H72ZM105 163V162H104ZM109 163V162H108ZM107 163V164H108ZM113 163V162H112ZM111 163V164H112ZM122 163V162H121ZM150 163V162H149ZM160 163V162H159ZM160 163V164H161ZM186 163H188V162H186ZM186 163H184V167H182L183 169H186L185 168V164ZM189 163H190V161H189ZM188 163V164H189ZM198 163V162H197ZM210 163H212V162H210ZM216 163V162H215ZM222 163H223V161H222ZM235 163V162H234ZM235 163V164H236ZM255 163V162H254ZM260 163V162H259ZM20 164H21V162H20ZM20 164H19V166H20ZM23 164V163H22ZM21 164V165H22ZM50 164V163H49ZM92 164V163H91ZM138 164V163H137ZM146 164V163H145ZM151 164V163H150ZM170 164V163H169ZM172 164V163H171ZM173 164H175L174 162H173ZM179 164V163H178ZM205 164H207V162L206 163H204V165ZM253 164V163H252ZM33 165V164H32ZM36 165V164H35ZM64 165H65V163H64ZM64 165H62V167L60 168L61 169V171L63 170V171H65V169H66V167L64 166ZM106 165V164H105ZM123 165V164H122ZM190 165H191V163H190ZM198 165V164H197ZM196 165V166H197ZM199 165H200V163H199ZM208 165V164H207ZM207 165H205V166H207ZM257 164H255V165H253L252 167H253V172L255 173V174H257L258 175V170L256 169V166ZM3 166H5L4 164H3ZM8 166V165H7ZM41 166V165H40ZM67 166V165H66ZM72 166H74V164L72 165ZM87 166V165H86ZM109 166H110V164H109ZM112 166V165H111ZM176 166V165H175ZM195 166V165H194ZM201 166H203V165H201ZM200 166V167H201ZM210 166V165H209ZM221 166H225V165H221ZM239 166V165H238ZM241 166V165H240ZM262 166H264V161H263V165ZM22 167V166H21ZM89 167V166H88ZM92 167H93V165H92ZM106 167V166H105ZM107 167H108V165H107ZM126 167V166H125ZM177 167V166H176ZM177 167V168H178ZM186 167H187V165H186ZM192 167V168H191ZM197 167H199V166H197ZM216 167L217 166H212V167H209V168H211L210 169V171H211V173L212 174H214L212 171H214V170H216ZM218 167H220V165L218 166ZM226 167V166H225ZM224 167V168H225ZM230 167H236L235 165H233V166H229V168ZM248 167H249V165H248ZM260 167V166H259ZM5 168V167H4ZM18 168V167H17ZM16 168V169H17ZM46 168H47V166H46ZM45 168V169H46ZM85 168V167H84ZM83 168V169H84ZM87 168V167H86ZM112 168H115V167H112ZM111 168V169H112ZM203 168V169H202ZM204 168L205 167H201V168H199V169H201L200 171H201V173H203V172H205V170H204ZM207 168V167H206ZM205 168V169H206ZM222 168V167H221ZM228 168V167H227ZM236 168H238V167H236ZM241 168V167H240ZM2 169V168H1ZM10 169H12V168H10ZM23 169H25L24 168V166H23ZM31 169V168H30ZM29 169V170H30ZM49 169V168H48ZM58 169V168H57ZM60 169H58L59 171L57 172V174L60 172ZM76 169V170H75ZM89 169V168H88ZM107 169V168H106ZM218 169V168H217ZM260 169V168H259ZM7 169H5L4 171H6ZM28 170V169H27ZM55 170V169H54ZM70 169H66V171H69ZM85 170V169H84ZM84 170L82 171V173L84 172ZM109 170V169H108ZM107 170V171H108ZM149 170V169H148ZM153 170V169H152ZM151 170V171H152ZM193 170V171H192ZM203 170V171H202ZM207 170V169H206ZM220 170H222V169H220ZM232 170H233V168H232ZM231 170V171H232ZM37 171V170H36ZM41 171V170H40ZM60 172L61 174L62 173H64V172ZM74 171V172H73ZM86 171H87V169H86ZM116 171V170H115ZM115 171H112L113 172V174L115 173ZM118 171V170H117ZM133 171V170H132ZM210 171H208V172H210ZM222 171H224V173L226 172L225 171V169L224 170H222ZM229 171V170H228ZM230 171V172H231ZM251 171V170H250ZM1 172V171H0ZM7 172H8V170H7ZM28 172V171H27ZM32 172V171H31ZM92 172V171H91ZM102 172V171H101ZM109 172H111L110 170H109ZM109 172H107V173H109ZM148 172V171H147ZM207 172V173H208ZM218 172H219V170H218ZM221 172V171H220ZM260 172H261V170H260ZM5 173V172H4ZM10 173V177H12V176H14L13 174V171L12 172H9ZM12 173V174H11ZM40 173V172H39ZM68 173V172H67ZM68 173V174H69ZM106 173V174H107ZM132 173V172H131ZM133 173H134V171H133ZM133 173H132V176H133ZM142 173V172H141ZM185 173V172H184ZM183 173V174H184ZM186 173L188 174V172L186 171ZM198 173V172H197ZM206 173V172H205ZM233 173H235L234 172V170H233ZM232 172H231V174H233ZM240 173V174H239ZM28 174V173H27ZM44 174V173H43ZM47 174H48V172H47ZM61 174H60V177H61ZM117 174V173H116ZM115 174V175H116ZM135 174V173H134ZM137 174V173H136ZM135 174V175H136ZM178 174V173H177ZM209 174V173H208ZM231 174H230V176H231ZM239 176L236 178H234L233 176H232V181H233V183H235V184H237V187H238V189H237V192H235V193H237L236 195H237V201H236V203H237V208H236V210H237V212H236V215H237V220L238 221H234V222H237L238 223V225H240V224H244L243 222H242V219H239V214L241 213V212H239L240 210H242V207H245V204H246V202H247V187H248V183L252 180L247 174H242V172H239L238 171V173H237ZM237 174H235V175H237ZM6 175V174H5ZM7 175H8V173H7ZM15 175H16V173H15ZM25 175V176H24ZM35 175V174H34ZM38 175V174H37ZM59 175V174H58ZM58 175H57V179H58ZM79 175H80V177H79ZM179 175V174H178ZM225 175H226V173H225ZM229 175V173L227 172V176ZM2 176V175H1ZM28 176V175H27ZM26 176V177H27ZM44 176V175H43ZM63 176V175H62ZM64 176H65V174H64ZM76 176L78 177V178H76ZM105 175H103V177H104ZM109 176H110V174H109ZM108 176V177H109ZM132 176H131V179H130V177H126V179L127 178H129V181H128V183H129V185H128V183H127V181H124V182H122L121 180H118V178H119V175H118V177L116 176V179L117 180H115V181H113L114 179L113 178H111L112 179V181H113V183H112V181H111V187H112V189L111 190H113V193L115 194V195H117V197L119 198V200H120V203H121V205H122V207H123V209H124V211L126 212V214L127 215H129L130 217H131V220H132V222H133V226H134V230L136 231V233H137V236H138V239H139V241H140V246L142 247V249H143V252H144V255H145V258H146V261L148 262V264H189L190 262V257H191V254L192 253H194V251H192V250H190L189 252H188V259H187V249H186V243H187V240H188V238H189V230L187 229V231H186V229H183V228H181V224L179 223V220H177V219H175V218H173L172 216H170V215H167V213H166V211L164 212L163 210H162V207H161V205L160 204H157V208H158V211H159V213L158 214H156V216H155V214H154V216L153 215H151L150 214V209H148L147 207V205L141 200V197H140V194L139 193H137V191H135L136 189L134 188V190H133V188L131 187V185H130V182L132 181ZM187 176V175H186ZM190 176V175H189ZM188 176V177H189ZM213 176V175H212ZM215 176V175H214ZM213 176V177H214ZM227 176H225V177H227ZM260 176V175H259ZM259 176H258V180H259V184H260V190H259V192L257 193L258 195H257V206H256V213H255V233L257 234V236H261V238H259L258 239V237L257 238H255V246H253V247H255V249H254V255H252V259L254 260V262H253V260H251L252 262H253V264H255V262H257V261H259V260H261V262H264V252H263V248H264V171H263V173L261 174V176L262 177H260L259 178ZM33 177V176H32ZM37 177V176H36ZM54 177H56L55 175H54ZM54 177L52 178L53 180H54ZM106 177V176H105ZM111 177H112V175H111ZM115 177V176H114ZM120 177H122V176H120ZM134 177V176H133ZM217 177V176H216ZM215 177V178H216ZM253 177V176H252ZM5 178V177H4ZM3 178V179H4ZM13 178V177H12ZM15 178V177H14ZM34 178V177H33ZM49 178V177H48ZM136 178V177H135ZM205 178V177H204ZM2 178H0V180H1ZM52 179H51V181H52ZM59 179H61V178H59ZM65 179V178H64ZM63 178L61 179L62 181H65ZM66 179H67V175H66ZM68 179V180H69ZM105 179V178H104ZM106 179H108V178H106ZM120 179V178H119ZM150 179V178H149ZM224 179V178H223ZM257 179V178H256ZM13 180V179H12ZM110 180V178L108 179V181ZM123 180V179H122ZM125 180V179H124ZM131 180V181H130ZM203 180H205V179H201V181H202V183H203ZM3 181H5V180H3ZM10 181H11V183H10ZM67 181V180H66ZM107 181V180H106ZM107 181V182H108ZM249 181V182H248ZM33 182H34V180H33ZM34 182V183H35ZM48 182H50V181H48ZM59 182V181H58ZM110 182V181H109ZM147 182V181H146ZM205 182H206V180H205ZM209 182V181H208ZM228 182H229V180H228ZM256 182V181H255ZM34 183H32L33 185H34ZM39 183H42L43 184V186H42V184H39ZM62 183V186H63V182H61ZM132 183V182H131ZM154 183H155V181H154ZM209 183H211V182H209ZM219 183V182H218ZM14 184V183H13ZM49 184H46L47 185V188H49L48 186H49ZM107 184V183H106ZM134 184V183H133ZM132 184V186H134ZM136 184H137V182H136ZM147 184V183H146ZM201 184V183H200ZM34 185V186H35ZM61 185V184H60ZM64 185H67L66 183L64 184ZM109 185H110V183H109ZM152 185V184H151ZM150 185V186H151ZM30 186H31V184H30ZM36 186V187H37ZM39 186H41L40 188H39ZM108 186V185H107ZM137 186V185H136ZM149 186V187H150ZM182 186V185H181ZM202 186V185H201ZM217 186V185H216ZM215 186V187H216ZM24 187V188H23ZM36 187H34L33 189H35ZM53 187H51V188H53ZM66 187V186H65ZM64 187V188H65ZM110 187V186H109ZM154 187V186H153ZM258 187H259V185H258ZM29 188V187H28ZM31 188H32V186H31ZM64 188H62V189H64ZM138 188V187H137ZM156 188H157V186H156ZM250 188V187H249ZM33 189H31L32 190V192H33ZM228 189H229V187H228ZM49 190H50V188H49ZM61 190V189H60ZM64 190V191H65ZM154 190V189H153ZM228 191H230V190H227V185H226V183L225 182H223V183H221L220 185H218L216 188H214V190L213 191H211V193H209V194H207V195H204V194H202V195H199V196H195L196 194H193V197H191V196H182V195H179V196H176V198L174 197L173 198V200H172V203H173V205L174 206H176V207H178V208H180V210H183V211H186V210H189V212L191 211H193L194 213H195V215H196V218H197V220H199V224L202 226V227H204V225H206L207 226V224L205 223V222H207L209 219H210V213H209V211H208V208L210 209V207L209 206H211V207H213V203H211L212 201H208V200H213V201H215V202H217L218 201V199L220 198V199H222L224 196L223 195H225V193L226 192H228ZM139 192V191H138ZM199 192V191H198ZM202 192V191H201ZM152 193V192H151ZM159 193V192H158ZM160 193V194H161ZM49 195V199L48 198H45V197H48V195ZM159 194V195H160ZM167 194V193H166ZM201 194V193H200ZM31 195V196H30ZM54 195L56 196V197H54ZM109 195V194H108ZM174 196V195H173ZM248 196H249V194H248ZM30 197V198H29ZM233 197V196H232ZM42 198V199H41ZM45 198V199H44ZM155 198V197H154ZM153 198V199H154ZM53 199H55V200H53ZM61 199H63L62 201H67V203H64L63 204V202L62 201H60ZM66 199V200H65ZM208 199V200H207ZM256 199V198H255ZM161 200V199H160ZM236 200V199H235ZM29 201V200H28ZM34 201V202H35ZM59 201H60V205H61V202H62V205L63 206H61L62 208L64 207V209L63 210H58L57 208V206L55 207V205L56 204H59ZM233 201H234V198H233ZM33 202V201H32ZM32 202H31V204H32ZM147 202V201H146ZM155 202V201H154ZM153 202V203H154ZM160 202V201H159ZM221 202V201H220ZM255 202V203H256ZM29 203V202H28ZM28 203H25V204H28ZM149 203V202H148ZM163 203V202H162ZM66 204V205H65ZM155 203H154V206L156 205ZM226 202L225 201H222L221 203H220V212H222L221 213V215L220 216H222L223 217V214L225 213L224 211L226 210ZM20 205V206H19ZM30 205V204H29ZM250 205V204H249ZM25 206H27V205H25ZM59 206V205H58ZM28 207V206H27ZM26 207V209H28ZM34 207L35 206H31L30 205V209L31 208H33L34 209ZM156 207V206H155ZM17 208V209H16ZM23 208H24V205H23ZM20 209V208H19ZM22 210V209H21ZM38 210V211H39ZM57 210H58V212H57ZM152 210H154L153 208H152ZM19 211V210H18ZM27 211V210H26ZM35 211H36V209H35ZM156 211V210H155ZM154 211V212H155ZM15 212V211H14ZM21 212V211H20ZM192 212V213H193ZM233 212H234V210H233ZM23 213V212H22ZM21 213V214H22ZM29 213V212H28ZM27 213V214H28ZM194 213L192 214V215H194ZM24 214H26V212H24ZM147 214V215H146ZM189 214V213H188ZM220 214V213H219ZM233 215H234V213H232ZM20 215V214H19ZM147 217H146V216ZM241 215V214H240ZM26 216V215H25ZM128 216V217H129ZM248 216V215H247ZM221 217V218H222ZM235 217V216H234ZM234 217H232V218H234ZM254 217V216H253ZM18 218V217H17ZM240 218H241V216H240ZM243 218V217H242ZM23 219H24V217H23ZM40 219H42V218H40ZM54 219V220H55ZM193 219H195V218H193ZM236 219H234V220H236ZM56 220V221H57ZM233 220V219H232ZM2 221V220H1ZM24 221H27L26 219L25 220H23L22 222H24ZM42 221V220H41ZM195 221H196V219H195ZM3 222V221H2ZM28 222V221H27ZM31 222L32 221H30L29 220V225L27 224V223H25V224H27V225H24L23 226V223H22V229H21V231L22 230H24L23 231V238H22V240H23V242H22V247H20V253L19 254H17V257L19 258V260L17 261L19 264H37L38 263V261H39V258H40V256H42V255H40L42 252H43V249H42V247H43V244L45 243V242H43L42 241V238H44L48 233L47 232H45L44 231V229H45V224H42L43 226V228L41 227L40 228V224L41 223H39V227H38V229H37V232H32L33 230H32V227L35 225L34 223V225H32L31 224ZM40 222V221H39ZM44 222V221H43ZM232 223V224H236V223ZM1 223V222H0ZM182 223V222H181ZM5 224H6V222H5ZM15 224V223H14ZM31 224V225H30ZM38 224V223H37ZM2 225H4V223H2ZM6 225V226H7ZM242 225L241 226H237V232L235 231V235H234V237L236 238L235 239V241L237 240V246H239L240 247V241H241V236H242ZM5 226V225H4ZM199 226V225H198ZM3 227V226H2ZM18 227V226H17ZM29 227V228H28ZM30 227H31V230H30ZM236 227V226H235ZM241 229H240V228ZM5 230H6V228H4ZM232 229H233V226H232ZM235 229V228H234ZM2 230V229H1ZM13 230V231H12ZM18 230V229H17ZM195 230V229H194ZM222 230H223V228H222ZM227 231V230H226ZM225 231V232H226ZM234 231V230H233ZM6 232V231H5ZM4 231H3V233H5ZM231 232V231H230ZM229 232V233H230ZM17 233V232H16ZM8 234H6L5 233V235L7 236ZM15 234V233H14ZM225 235H226V233H224ZM17 234H15L14 236H16ZM21 235V234H20ZM202 235V234H201ZM230 235H231V237H232V233H230ZM244 235V234H243ZM1 236H2V234H1ZM1 236H0V238H1ZM136 236V237H137ZM207 236V235H206ZM227 236V235H226ZM5 237V236H4ZM9 237V236H8ZM8 237H5L4 239V245L3 246H1V247H3V248H7L8 246H9V241L11 240V238L9 237V241H8V239H6V238H8ZM135 237V238H136ZM202 237V236H201ZM209 237V236H208ZM207 237V238H208ZM205 238V239H204ZM203 239L205 240V242H206V237H204ZM210 238V237H209ZM226 238V237H225ZM230 237H229V235H228V239H229ZM3 239V238H2ZM137 239V240H138ZM199 239H200V237H199ZM219 240V239H218ZM221 240V239H220ZM224 240V239H223ZM226 240V239H225ZM232 240V239H231ZM234 240V239H233ZM0 241H3V240H1L0 239ZM12 241H13V239H12ZM11 241V242H12ZM42 241V242H41ZM209 243H210V240H207ZM10 242V243H11ZM204 242V241H203ZM202 242V238H201V241H199L198 240V244H199V247L197 248V252H196V254L198 255V259H199V262H200V264H215L214 262H215V258H213V259H215L214 260V262L212 261V260H210L209 258L211 257H208L209 256V254H208V247H209V245H208V247L206 248V247H204L205 245H204V243ZM216 242H217V240H216ZM1 243V242H0ZM13 243V242H12ZM11 243V244H12ZM196 243V242H195ZM219 243V242H218ZM222 243V242H221ZM221 243H220V248H221ZM234 243V242H233ZM232 243V244H233ZM13 244H15V243H13ZM12 244V245H13ZM135 244V243H134ZM225 244V243H224ZM227 245H225L226 246V248H228V243H226ZM230 244V243H229ZM236 244V243H235ZM11 245V246H12ZM216 245H218V244H216ZM207 246V245H206ZM235 246V245H234ZM10 247V246H9ZM44 247H45V245H44ZM135 247V246H134ZM210 247H211V245H210ZM216 247V246H215ZM223 247H224V245H223ZM229 247H231V245L229 246ZM239 247H237V248H239ZM10 248H12V247H10ZM9 248V249H10ZM218 248V247H217ZM1 249V248H0ZM210 249H212L213 250V248H210ZM221 249H223V248H221ZM221 249H220V251H221ZM224 249H225V247H224ZM230 249V248H229ZM232 250L230 251V253L228 254V256H226V258H224L223 260L224 261H221V263L222 264H237L236 263V261H235V254H234V249H235V247H234V249H233V247L231 248ZM14 250V249H13ZM41 250H42V252H41ZM45 250V249H44ZM136 250V249H135ZM219 250V249H218ZM7 250H5V253H7L6 252ZM215 251L216 250H214V253L213 254H215ZM235 251H237V250H235ZM2 252H3V250H2ZM2 252L0 251V264H4V256H2V255H4V253L2 254ZM8 252H9V250H8ZM211 252V251H210ZM213 252V251H212ZM224 252H226L225 254H227L228 252H227V249H226V251H224ZM233 252V253H232ZM10 253V252H9ZM8 253V254H9ZM222 252H220V254H221ZM14 254V253H13ZM43 254V253H42ZM224 254V253H223ZM263 254V255H262ZM16 255V254H15ZM45 255H46V253H45ZM212 255V254H211ZM216 255H217V253H216ZM2 256V257H1ZM9 256H11V254H9ZM218 256H219V254H218ZM215 257V256H214ZM217 257V256H216ZM220 257V256H219ZM219 257H217V260H218V258ZM222 257V256H221ZM223 257H225V255L223 256ZM222 257V258H223ZM1 258H3V261H2V259ZM8 258V257H7ZM238 258V257H237ZM9 259V258H8ZM188 260V261H187ZM237 260V259H236ZM2 261V262H1ZM219 261V260H218ZM12 262V261H11ZM11 262H10V264H11ZM16 263V262H15ZM17 263V264H18ZM6 264V263H5ZM216 264H219L218 262L216 263Z\"/></svg>",
  "mask_w": 264,
  "mask_h": 264
},
{
  "label": "water",
  "instance_id": "obj_3",
  "mask_svg": "<svg viewBox=\"0 0 264 264\" xmlns=\"http://www.w3.org/2000/svg\"><path fill=\"white\" fill-rule=\"evenodd\" d=\"M189 262H190L189 264H198V261H197V258H196L195 253H192L191 254V257H190V261Z\"/></svg>",
  "mask_w": 264,
  "mask_h": 264
}]
</instances>
